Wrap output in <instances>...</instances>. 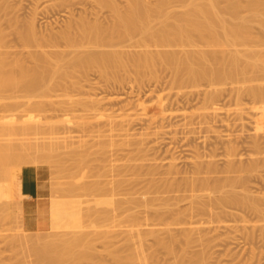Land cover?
<instances>
[{
    "label": "rangeland",
    "instance_id": "obj_1",
    "mask_svg": "<svg viewBox=\"0 0 264 264\" xmlns=\"http://www.w3.org/2000/svg\"><path fill=\"white\" fill-rule=\"evenodd\" d=\"M96 1L98 2V0H96ZM145 1L148 2V3L149 2L150 3L156 2L155 0H145ZM220 1H222L223 4L222 3L221 4L224 5L223 0H220ZM262 1H264V0H262ZM95 2H93L92 0H0V30L2 31V36H3V38H2L3 48L1 49V51H5L7 53L9 51V53H13V54H9L8 53L11 56V57L9 56L10 59L13 56L18 57L20 55L19 58L13 57L12 59H14V58L15 59H21L22 58L21 60L24 62L25 66L28 65L29 67H31V66L33 67V65H34L33 64L34 63V59L32 60V55L34 54V51L36 52V51H41V50H45L46 49L45 51L51 52L52 49L50 50V49L44 47L45 49L40 48V50H38V49L35 50V46H33V49L32 48H29V47L23 48V46H24L22 44L23 42L21 40H19V39H21L20 38V35H19V32L20 33L21 32H25L28 29L27 26H29V27L32 26L33 29H34V31H35V39L37 38L38 40L37 39L36 40L39 41V43H40L42 40L44 41V38L47 39V38H49V36H52L53 33L55 34L56 32L58 33L59 31L63 30L65 28V26L67 25V23H71L72 22V24H74V23H76V21L78 23V21L80 22L81 19L84 20L86 18V22H89V23H94L95 21H97L96 23H101L102 26H106V25L108 26V25H110L111 24V20H112L110 18V16L112 17L111 11L109 12L110 9L107 8V7H104V6L100 5L99 2H98V6H96L95 4H93ZM198 2H199V0H198ZM202 2H204V0H202ZM202 2H199V3H202ZM235 2H238V3L242 4V5H244V3L247 2V0H235ZM116 3H118L119 9H121L122 11H124V8H125L124 6H126L125 5L126 4L125 0L124 1L123 0H116ZM99 5L102 6V7H100ZM170 5H169L170 7L167 6V10L164 9L165 12H164V10H162L163 12L161 11L162 12V13H160L161 15L159 14V18H160V16L162 17L161 18V21L159 20V18H156V17H155L156 18L155 20L153 19L154 21L152 20L153 21V22H151L153 24L152 25L153 26L152 30H155L156 29L158 31L159 27L161 28L162 25H165L167 22L169 23V21L171 22L172 19L171 20L168 19L169 21L164 22L165 18L167 20L168 15L171 18L174 17V16L176 18L177 14H179L181 12L180 10L184 11L182 9L181 5H180V8H179V6H178L179 4L178 3H173L174 6L172 4H170ZM222 5H221V7H222ZM93 8H94V10H93ZM168 8H169V10H168ZM245 10H246V8H245ZM245 10H244V8H242V10H241L242 12L239 13V15L240 16L242 15V16H241V18L239 17V19L241 21L244 20V22L246 23V25L249 26L248 27V34L250 36H252L253 42L251 40L250 43H247V44H249V45L246 44L247 47L244 46L245 45L244 44L242 46L241 45H237V46L232 47V48L234 50H237L238 49L237 50L238 52L240 50L241 51L240 53H242L245 50H247V53H248L249 50H251V51H253L254 55H258L259 54L262 57V56H264V47H262V46H264V31H262L264 29L261 30L260 24L258 23L257 20L264 19V11H259V14L261 15V17H260V15L258 13H257V15L256 14L253 15L252 13L250 14L249 11H246L245 12ZM69 11L70 12L72 11V13H70ZM166 12H168V13L171 12V13L166 15ZM70 14H73L72 15L73 17ZM164 14H165L166 17L164 16ZM220 14H221L220 16H222V17L224 16L223 19L226 20L228 23H230V24L231 23H233V24L238 23V20H236L237 22L235 23V19H232L231 17H228L229 15L225 14V12H224V14H223V12L220 13ZM253 16H257V17L254 18ZM258 17H260V18H258ZM252 18L255 19V21H257V22H255ZM69 19L71 21H69ZM162 19H163V24H161ZM248 21L250 23H248ZM158 23H160L161 25L158 24ZM135 36L126 37L123 40L122 39L121 40H117L116 39L117 41H115V43H114V44H116V46L114 45L115 48H113V47L112 48L109 47V48L111 49V51L113 49L114 51H119L120 53H122L123 54V58H124L123 59L124 62L130 61V56L135 55V54L140 53V52H143V49L141 47V44H139V48H137L138 46L136 47L137 49L134 48L135 47V44L137 42L140 41L139 43H141V40H139L141 37L138 36V35L136 37ZM255 37H257V38H255ZM135 38L138 39V40H136ZM254 39H255V41H254ZM257 40L258 41L261 40L262 42L260 41L261 42L260 43ZM193 41H192L193 44L197 43V44H195L196 50H197V46H198L199 49L201 48L202 50H204V52L207 51L208 54H210V53L212 54V52L214 53L213 50H215V52L217 51L216 49H213L212 51H210L212 48L209 50L208 49L209 47L203 48L204 43L202 42V40H198V38L195 39V40L193 39ZM199 41L201 43H203V45H201V43ZM254 42H256V43H254ZM149 43H147V44H149ZM198 43H200V44H198ZM152 44L153 43H151V45ZM254 44H256L258 46L254 45ZM172 45H174V47L172 46L171 49H170L171 46L169 47V49L171 51L168 49V47H167V49H165L164 47L163 48H160L158 46L159 49H160L159 50L158 47L155 44L152 45L153 47L152 46L151 47L149 46L150 47L149 50L153 49L154 51H156V49H158V51H160L161 53L163 51L169 50V51H167L168 53L172 52V53H174V55H177V53H178V56L179 57L180 56L182 57L183 56L182 54L185 55V51L186 52L187 51L189 52V50L192 47V45H191V47L189 46V48H186L184 51L182 49V51H181L180 50L181 48H180L179 45L177 46V48L175 47L176 44H172ZM154 46L157 47V48H155ZM253 46H255V47H253ZM89 47H91V46H89ZM89 47L87 49H85V50L86 51L89 50ZM116 47H117V50H116ZM147 47L148 46L143 47V48L144 49L146 48V51H147V49H148ZM37 48H39V47H37ZM92 48H90V50H92V52H94L93 50H96V52H99L96 48L95 49H94V47H92ZM101 48L100 49L98 48V49L101 51V50H103ZM107 48H104V50L105 51H108L109 48L108 49ZM133 48L136 49V50H134ZM195 48H194V45H193V48L191 50L196 51ZM232 48L231 47L230 48L228 47L226 51H228V53H229V50L232 49ZM61 49H62V51H64L63 49H65V48L64 47L63 48L61 47L57 51H59ZM162 49H165V50H162ZM201 49H200V52H203V51H201ZM233 49L230 50V52L232 51L234 53V50ZM32 50H34V51H32ZM82 50H83L82 48H81V51L79 49V52H82ZM120 50H123V51H120ZM177 50H178V52H177ZM26 51L28 53L29 52H33V54L31 53V56H30V53L28 55V53H26ZM67 51H69V49ZM89 51H87V52H89ZM154 51H150V52H154ZM179 51L181 53L182 52H184V53L181 54ZM52 52H55V49H53ZM218 52H220V51H218ZM259 52L260 53L262 52V54H260ZM155 53H157V52H155ZM155 53H153V54H155ZM192 53H193V51H192ZM217 53H216V55H219L220 54V53L219 54H217ZM228 53L220 54L218 58H220L222 55H223L222 58L223 57L224 58H227ZM253 53H251V54H253ZM127 54H128V56H127ZM179 54H181V55H179ZM243 54H245V53L243 52ZM251 54H249V55H251ZM124 55H125V57H124ZM249 55L247 54L246 57H245V59ZM71 56H65L64 55V57L66 59L70 58ZM241 56H240V59L241 60H244V58L243 57L241 58ZM126 58L127 59L129 58V59L127 60ZM68 60H65V61H68ZM244 61H243V63H244ZM243 63H242V65H243ZM132 66H133V63H131V65H130V62H129V64L126 63V68L116 69L115 72H113L111 75H109L108 77H106V79H105L104 75H102L104 78L101 77V75L99 74V72H96L97 70L91 69V70H88L89 73H87L88 72L87 71L86 73H84V75L79 73V76H81V77H79V76L77 77L78 74L76 73L77 74V75H75L76 78H75V76H73L72 77L73 79L70 77V79L68 78V80H65V83L66 82H69V81H70L69 83H71V81H74L75 80L74 82H76V83L78 82V84H76V86H71V85H69V83L68 84L66 83L67 85L65 84V87H64V85L61 83V86L63 85L62 87H60V86L59 87L58 86L56 87V86H54L53 83H55V81H59V80H57L58 79L57 78V75H54L55 76L54 81L50 82L51 85L53 84V86H52L53 90L51 88L49 90H43L45 92L38 91L35 94V96L37 98H34L35 100H33V98L31 99L33 104L35 103V101L40 102L42 104L41 107H40V109L37 108V109L40 110L39 111L40 113L37 112L38 111L37 109L36 110L35 109L30 110V111H32L31 113H29V112H26V113L25 112H22L21 113L20 112L19 113V115L21 114L20 116L24 115L25 117H27L29 119L28 120L23 119L25 121H23V120L20 119V120H18L19 121L18 122L19 124L16 123L17 121H14L15 123L14 122H11L12 124H14L13 125L14 127H11L12 128V131H11V128L9 129V132L12 133V134L11 133H9V134L11 136L13 135L12 138L13 137H17V136L19 137L20 136L19 133H17V131H16V130L20 131L19 126L17 127L16 124L20 125L21 123L22 124L23 123L24 124L26 123V124H29V125H31V124H38V125H41L42 126L43 130L44 129H48L50 127H57L58 126L57 128L59 130H57V132H52V133H45V134L40 133V134H36V135L35 134L34 135L31 134V136L33 138H35V140L32 137L30 138L29 135L28 136L26 135V137L27 138L29 137V139L26 140V138H25V141H24V137H22L23 138V141L26 144L24 142H21L22 141V138H20V137L19 138L21 139V141H19L20 139H18V137L17 138H14V140H12V138H11V140H10V137L11 136H9L8 133L6 132L9 139L8 140L6 139V140L2 141V142H6L7 141L8 143L10 141H12L9 144H12L13 146H14V144H15V146L18 145L21 142L20 145H19L20 148L19 147H17V148L20 150L22 147L28 146L26 149L24 148L25 153L27 154L26 151H28V150L30 151V149H32L31 151H32V154L33 155L32 156L29 155L31 158H29V156L26 155L27 158H22L20 160V158L22 156H24L22 154L24 152V150L21 149L22 150V153H21V151H19L20 153L19 152L18 153L21 154L22 156L18 154V156L19 157L21 156V157L18 158V159L16 158L17 160L15 159L16 160L15 161V165H14V162L13 163L10 162V161H12V159L14 160V158H15V157L13 158V156H15V155L14 154L13 155L11 154V156H12L11 160L10 159L7 160L8 162L5 161L6 164L9 163V162H10V164L9 165L7 164L8 166H4L3 165L4 167H1L3 169H0L1 170L0 171V174H1L0 175V178H3V179H0V185L4 184V185L0 186V197L4 199L3 200V199L0 198L1 199L0 200V203L2 201H4L3 203L0 204V255H1L0 256V261L2 262L0 264H9V263L10 264H14V263L15 264H21V263L24 264V262L27 264V261L30 262V263L28 262L29 264H33V263L34 264H38L37 261H39V263L42 262V264H45V262L47 264H49V262H51V261H53V264H69V262H67V261H71V259L73 261V259H76V258L79 259V261H80V262H77L76 264H118L119 263L118 259H116V260L114 259L113 260V257L116 258L115 256H117V254H119V256H126V254L129 253L128 248L131 245H140L141 246V257L142 258H145L147 261L149 259V261H148L149 264H264V211H262V210H264V168L261 169V168L258 167L259 169H255V170L253 169L254 171H251L252 169L251 170L248 169L249 168L248 165L250 164V162L252 163V160H254L255 158L257 159V157H260L259 159H264V154H262V153H264V142H262V141H264V110H258L257 109L259 107H262V105H264V104L261 103L262 104L261 105V104H259V101H256V100H255L256 101V103H255V101H253L254 98L251 95H248L249 93L248 94L245 93V92H248V88H249L248 85L249 84H251V85H249L251 87L252 86L256 87L258 85L257 88H259V85H260V89L264 88V79H262V78H264V76H261L260 77V74H258L259 75L258 76V80H256V81H259V82H256L254 80V83L253 84H252L253 81L252 82H247V83L246 82L245 83H243V82L241 83L240 80L243 79L242 77H239L240 80L237 79L236 81L234 79H232V81H231V79H227V80H222V82L221 81H215L214 80L215 81L214 82V81H212L213 79H209V81L211 80L212 83H210L209 81L206 82L204 80L203 82L202 81H200V82L197 81L198 83L195 82V84H194L188 78H186L187 77L186 75L183 74L182 75L183 78L180 75L181 77H179V82L177 83L175 81V75L172 74V73H174L172 71V69L169 67L171 69L170 70L169 68H167V66H165L163 64L161 65L160 63H157L156 66H155V68L153 70L142 69L143 71L142 70H138L135 66L134 67H132ZM65 67L66 66L64 65L63 68H65ZM63 71H64V69H63ZM90 71H91V73H90ZM138 71H139V73H138ZM153 71H154V73H153ZM140 73H142V75ZM248 75L251 76L250 74H248ZM248 75L245 76V77H248ZM254 75H256V74H254ZM119 78H121V79H119ZM46 79H45V81L47 83L48 80H46ZM256 79H257V77H256ZM261 79H262V81H261ZM228 80H229V82H228ZM184 81H186V82H184ZM60 82H62V81L60 80ZM60 82L59 83L57 82V83L60 85ZM80 82H81V84H79ZM239 82H240V84H239ZM98 83H100V84H98ZM219 83H222V84H219ZM107 84H108V86H107ZM120 84H121V86H120ZM88 87H89V89H88ZM177 88H178V90L180 89V91H178ZM94 89H96L97 91L94 90ZM245 89H247V90L245 91ZM238 90H240V91H238ZM207 91H209V92H207ZM210 91L213 92V95L215 96V99L217 100V101L214 100L213 101V104L208 103L206 101V98L204 97L205 94H206V96H207L208 93L211 94ZM83 92H85V93H83ZM9 93H10L9 95L12 96V93L11 92H9ZM50 93H52V94H50ZM77 93H80V94H78L80 97H78ZM112 93H113V95L115 94L114 96H116V98L119 97V96H122L123 99H124L123 100L124 102L121 103L120 101L114 100L115 97L113 99H110L111 98L110 96L113 97ZM116 93H117L118 96L116 95ZM4 94H3L4 96H7L8 92L7 93H4ZM93 95L96 98L95 97L92 98ZM159 96H163V97L162 98L161 97L159 98ZM165 96H166V98H164ZM239 97H241V99ZM71 98H72V100H70ZM97 98H99V100H101V98H103L107 102H109V99H110V102L108 103V105L110 103H112V105L114 106V108L116 110L113 108L112 105H110V107H109L106 104L107 103L106 101H105L106 103L104 102V104L101 101V107H102V104H103V107L102 108H104V105H105V108L104 109H106V108H108V109L106 111H104V109H103L104 114H103V111H101L102 117L99 118L97 121H95L96 119H91L92 117H90V120H91L90 121L87 118L88 115H89V113L87 111L84 112L85 109L82 106H78V105H80L82 102H86V101L91 100V99H95L96 100ZM159 99L160 100L161 99H163V100L166 99V100L165 101L162 100V103H161ZM11 100L12 99H10V101L8 99H6V101L8 102V104H12L11 102H13V103H15V102H18V103L25 102L23 99H21V100L18 101L16 98H15V100L14 99L12 101ZM31 100H29V102H31ZM112 100H113V102L116 101L117 104L111 102ZM237 100H239L241 102V103H239V101H238L239 105H241L243 103L242 105L243 106L245 105L244 108L245 107H248L249 108V110H248V108H246V109L243 108V110H244V111L242 110L243 112H245V110L247 112L249 111L248 113L245 112V113L249 114V117H248V115L246 116V114H244L243 112H241L243 114V120L242 121H239L237 119L238 116L236 115L238 113V111H236V107L238 105L237 104ZM0 101H2V102H0L1 104L4 103L3 104V107H0V108H5L7 102L5 100H1V99H0ZM41 101H43V102H41ZM75 101L77 103H74ZM44 102H45V105H44ZM49 102H52V104L54 102V104L52 105ZM79 102H80V104H78ZM125 102H127V103H125ZM163 102H164V105H163ZM257 102H258V104H257ZM130 103L132 104L131 106H130ZM75 104H76V106L74 107ZM121 105L122 106L127 105V106H125L124 109L127 112L132 113L134 115V120L132 121L133 123H131L130 124L131 126L129 125L130 127H128V129L131 128L130 129L131 132L128 131L131 136L129 137V134H128V139L127 140H131V139L134 140V138H136L137 140H140V139H143L145 137L143 135V133H144V131L147 130L146 126H148L147 124H149V119H148V112L149 111H151L152 109L156 110V109H158L160 107H164V106H165V110H166L165 111L166 112L165 119L159 123V124H161V123L163 124L162 125V128H164V129H162L163 131L162 130H160V131L157 130L156 125L158 123L155 126L154 125L151 126L152 129L155 127L154 129H156L158 132H161V133L159 135L158 133L155 132L156 130H154L152 133L154 134V132H155L156 135L154 137L151 136V138L149 136L148 137L149 140L151 139L150 142L147 141L146 142L147 145L142 146V148L144 149V154L146 153L145 154L146 156H144V154H140V155L137 156V157L142 158V161L145 160V162H142L143 163L142 164L143 168L140 169L141 171L144 169L142 172L139 170L140 173H137L138 172L137 171L138 169L133 168V169L136 170V171L134 170L136 172V175H134L132 173L133 170L132 171L130 170L131 172H129L128 167H125L128 163H130L129 162V159L131 158L130 155H132V157H133V154H136V152H133V154L131 153L132 152V149H134L133 147L132 148H129L126 151H124L123 154H121V155L119 154L116 159H115V156H116V153H115L116 151L115 150L116 149H114L113 147L112 148H109L108 150L114 149V151H115V152L113 151L114 152V154H113L114 157L113 156L111 157V154L113 152L110 153L111 152V150H110L109 151V154H107V155H110V157L107 156L108 157V160L106 159L108 161V163H106L107 162L106 160L103 161V162H101L100 158H102V156L99 157V154H101V151H100L101 149L100 150L98 149L99 148V145H94L96 140H97V143L99 144V141L98 140L101 141V139L100 138L99 139L98 138L97 139L96 138L94 139L93 136H91V135L89 136L88 133H85V131L82 130L83 129V123L84 122H86L87 124L88 123L90 124L92 122L90 124V126H92L94 123L96 124V122H98V123L101 122L102 124H105V122H104L105 121V118L106 119H110V117H114L113 119L116 120V116L115 115H118V113H117L118 112V109L117 108H119L118 106H121ZM211 105H214L212 107H213V111H214V109L216 110L215 112L211 111L212 110V109H210L211 108L210 107ZM0 106H2V105H0ZM9 106H12V105H9ZM45 106H49L48 109ZM241 106H239V108ZM72 107L75 110L78 109V108H80V107L81 108L79 109L80 111L79 110H76L77 112H75ZM207 107H210V108H207ZM200 108H201V110H200ZM5 109L6 110H4V109H2V110L3 111H6V113L2 112L1 109H0V112H1L0 114L2 115V113H3V116L9 115V113L7 112L8 111L7 110L8 109V105H7V107ZM22 109L20 111H22ZM53 109H54V111H53ZM69 109H71V110H69ZM207 109H209V110H207ZM217 109H219V110H217ZM59 110H62V111H59ZM67 110H68V112H67ZM109 110H110V112H109ZM111 110H112V115H114L113 112H115V115L114 116H110L111 114L109 115V113H111ZM33 112H34V114H33ZM83 112H84V114H82ZM107 112H109V113H107ZM211 112H212V114H211ZM51 113L53 115H51ZM170 113L171 114L173 113V117L172 118H171V116H169L170 118L168 117V115ZM174 113H176V114H174ZM31 114L33 116L36 114V116L33 117L32 121H31V118H32L31 117ZM38 114H40V115H38ZM86 114H88V115L85 117ZM105 114L107 116L106 117H103V116H105ZM64 115L67 118L64 117L65 118L64 119L63 118ZM68 115H69V117H68ZM174 115H177V116L175 117ZM179 115L180 116H183L184 115V116L183 117H180ZM24 116H22V117H24ZM80 116H83V117H81V119H80ZM191 116H193L194 118L191 117ZM83 119H85V120H83ZM87 119H88V121H87ZM110 120H112V118ZM182 123L185 124L186 126L183 125ZM26 124L25 125H20V127L23 126L25 128V127L28 126ZM53 124H55L56 126H54ZM15 125H16V129H14L15 128ZM80 125H82V126H80ZM22 129L23 128L21 127V131H20L21 134H23ZM5 131L4 132L2 131L3 132V135H4ZM13 131H14V133L16 132L18 135L13 134ZM1 133H0V137H1ZM132 133H134L136 136L135 135H132ZM141 133H142L143 136L140 135ZM182 134H184V135H182ZM5 135H4V137H5ZM7 135H6V138H7ZM23 135L25 136V134H23ZM87 135H88V137H87ZM2 137H1L0 140H2L4 138V137L3 138ZM90 137H92V138H90ZM132 137H134V138H132ZM138 137H139V139H138ZM247 137H249V138H247ZM250 138H252V139L257 138V140L259 139L260 140L259 142L262 143L261 144V149H262L261 151L262 152L260 151L261 152V155H258V156L255 155V151H254V148H253L254 146L252 147V145H253L252 139H250ZM31 139L33 141L32 142H29ZM113 139L118 140L117 138H113ZM123 139L125 140L126 138L123 137ZM14 141L17 142V143H14L13 144ZM35 141L37 142V144H41V145H37L35 143ZM43 141H45V142H43ZM92 141H94V142H92ZM7 142L5 144H7ZM42 142L44 144L46 143L47 146H46V144L44 146V144H42ZM22 143H24V144H22ZM102 143L100 142V144H102ZM2 144H4V143H2ZM5 144H4V146L6 147ZM9 144H7V145H9ZM29 144L30 145H33L34 144L33 145L34 147L30 146ZM0 145H1V141H0ZM12 145H9L7 147L14 148V147H12ZM21 145H23V146H21ZM228 145H230V146L228 147ZM2 146L3 145H1V147ZM40 146H41V148H39ZM49 146L51 147V149H50ZM93 146H94V148H93ZM101 146L102 145H100V147ZM42 147L44 148L43 149L44 151L42 150ZM231 147L233 149L236 148L235 155H237V158L235 157L236 160L234 159V162H233L234 168L236 166V169L233 170V173L232 172H230V173L227 172V163H228L227 151H228V149H231ZM3 148L4 147H2V149ZM17 148H15L14 150H16ZM36 148L37 149H40V150L38 151ZM53 149H54V152L52 151ZM225 149H227V150H225ZM9 150L10 151H13V149L12 150L9 149ZM46 150H48V151H46ZM148 150H149V152H148ZM31 151L28 152V153H31ZM36 151L37 152H40V153L37 154ZM127 151H129L130 154H129V152L127 153ZM0 152H2V151H0ZM3 152H4V150H3ZM14 152H16V151H14ZM14 152H11V153H14ZM54 153H55V155H54ZM149 154H150V156H149ZM197 154H198V157H201L200 158L201 162L203 160V162L204 161H206V163L207 162H210L211 165H213L212 171L211 170L209 171L211 173L205 174V172L207 170L204 168L202 170V172L205 171V170L206 171L203 172V173H200L201 176L199 175L200 178H202V180H204L203 178H206L205 179V182L210 183V184L205 183V186H207L206 188L204 186L206 192H207V190H209L208 189L209 188V185H211L210 186L211 189L213 187L214 188L215 187L216 188H219V187H217L218 185H221L223 187L225 185V186L228 187L229 184L226 185V183H228L229 178L230 177L231 178H234V179L236 178L237 180H234L235 183H236V181H239V184H240V180H241V183H245V184H242L243 186L242 185L240 186L237 183L236 184L234 183L233 186L237 185L238 188H239V189L238 188L236 189V186H235V189L236 190L235 189L233 190V191H235L234 193H237L238 192L239 193V194L237 193L238 195H241V193L244 194V196H247L248 195L250 197L248 199L251 202H253V203H255L256 200H257V203H259L260 205L259 204L258 205L257 204H254L255 207H256V205L258 206V207H256V210L254 208H251V206H249V205L246 206L247 208L245 207V205L244 206L242 205L243 207L241 205H239V206H237V205H230V207H232V209L234 208V210H230L231 208L227 209L228 206H226L224 204H223L224 205L223 206L221 204V206L224 207L223 208V207L219 206L220 208H223L224 209V210L221 209V211L225 212V210H226V212H228V213H225L227 216L226 215H223L224 214L223 212H220V214L223 213V214H221V215H223L222 216L223 217V221H222V218L219 217L220 215H219V212L216 209V206L213 208V204H211L210 202L214 201L213 202L214 205H217L219 203L217 200L219 198V195H221V192H223V194H225V196H226V192L228 190H230V189L227 188V187H226L227 189L224 187V189L226 191L225 190L221 191V189H219L218 192L216 193V195H214V197H213V199H216L217 198L216 201L215 200H212L211 201L212 196H213V195L211 196V194H215L216 191L214 192V189L213 190L210 189L211 191H213V193L210 190H209L210 191L209 193L207 192V194H209V197L211 196L210 197L211 199L207 201L206 200L207 194L201 193L202 192L201 188H199L200 190L197 188V191L199 190L198 193L200 192V194L206 195V196H204L205 197L204 198L205 202H201V201H204L203 199L200 201L201 204L203 203L202 206H204V203H206V201L210 203V205H209L210 207L212 205L211 208L208 206V208H209V210L211 212L208 209H206L207 206L206 207L204 206V208L209 211V215H213V216L210 217L208 215V211H207V213H204L206 211H204V208L203 207L200 209L201 211L203 209V216H202V213L199 210V208H200L201 205L199 206L198 205L199 202L198 203L196 202L197 199L196 198H193L195 192H197V191L195 190V192H193V190H192V192H191V190H189L190 188L188 189V191L186 189V187L188 188V186L190 185L189 183H193V179L195 178V180H196V177L198 176V175H196L195 172H194L195 176H193V167H194V163L193 162H195L194 161L195 160L194 158H195V156H197ZM9 155L10 154H8L7 156H9ZM122 155L123 156L125 155V156L123 157ZM141 155H142V157H141ZM0 156H1V153H0ZM98 157H99V160L96 161V159H98ZM28 158H29L30 161L27 160ZM35 158H36V160H35ZM102 160H104V159H102ZM119 160H121V161H119ZM27 161H29V162H27ZM169 162H172V163L174 162V165H175L174 168H177L178 169V170L176 169V172L175 171L173 172L174 173L173 175L176 178L169 171V168H168ZM17 163H18V165H17ZM206 163H204L203 166H205ZM2 164L0 166H2ZM109 164H110L111 167H109ZM136 164H138V163H136ZM214 164H215V166H214ZM94 165H96L98 167H96ZM121 165L124 166L125 168H127V170L125 171V169H124V172H123L122 169L124 167H121L120 170H122V171H120V170L119 171L122 174L121 173H118L119 172L118 170H117L118 172H116V171L114 172V170L119 169V167ZM144 165H145V167H144ZM153 165L154 166L156 165V167H154ZM27 166H32V167L38 168L39 170L42 171L43 176H44V180H45V184H46V188H47V190H46V196H47V201L49 203V226H48V229L45 230V231L26 232L22 228V217H21V210H20V207H19V205H21V199L22 198L19 197L20 195H19V193H18V191L16 189L17 186H18V184L20 183V180L16 179V175L19 174V173L21 174L22 169L24 167H27ZM142 166L139 165L138 167L141 168ZM113 167H114V170H113ZM152 167H153V170L151 169ZM99 168H101V169H99ZM110 168H111V170H110ZM130 168L131 167L129 166V169ZM154 168L156 169L157 172L155 171ZM241 168H242V171H240ZM149 169L151 171H153V173L150 172V171H147ZM108 170H110V172L113 170L112 171L113 173L112 172L109 173ZM213 170H216V171L214 172ZM165 171L168 172V175L170 177L165 174ZM244 172H246V173H244ZM146 173H149V174H147L148 176L147 175L146 176L144 175ZM160 173H162V175ZM226 173H228V174H226ZM117 174H118V176H117ZM153 174H154V177H153ZM97 175H98V177H97ZM141 175H142V177H141ZM190 176H191L190 179H192V178L193 179L191 180V182L187 183V180L186 179H188ZM95 177H96V179H95ZM135 177H136V180L140 178L139 181H141V182H139L137 180V183H138L137 184L135 182L136 181L135 180ZM186 177H188V178H186ZM222 177H223V179H222ZM102 178H105V179L104 180H101ZM133 178H134V180H135L134 182L136 184H134L133 182H131L133 180ZM142 178H144V179H142ZM170 178H172V179H170ZM174 178H175V180H173ZM200 178L197 177V181H194V182L195 183L199 182V179ZM110 179H113V180L110 181ZM121 179H122V182H125V180L127 182V184L126 183L125 184L122 183V187L119 188L120 189L119 192L121 191L120 193H122V195L120 193L119 194H116V192L118 193V191H117L118 187H117V189L115 187L117 185H111L110 186V183H114V181H115V183L117 184V181L121 182ZM182 179L184 180V182L179 184V182H182L183 181ZM243 179H245V180H243ZM2 180H3V183H1ZM93 180H94V183L99 181V182H102V185L109 184L110 187H109V189L108 188L106 189L107 191H106V195L105 196H103V197L102 196L94 197V195L92 196V194H95L94 192H92V191L90 192V191H87V190L84 189V188H87V186L89 187L90 184L93 183ZM128 180L130 182H128ZM144 180L145 181L146 180H148V181L150 180L149 181V185H148V183H144ZM160 180H162V181H160ZM202 180L200 179V182ZM231 180H233V179H231ZM103 181L105 182V184L103 183ZM109 181H110V183H109ZM151 181L153 183H156V184H153ZM188 181H189V179H188ZM210 181H212V182H210ZM157 182H159V183L157 184ZM175 182H178L177 185H176ZM216 182L219 183V184L215 186V184H217ZM94 183L92 184V186L94 185ZM195 183L193 184V186H194L195 189H196V186L199 187V185L200 186L204 185V183L202 182L203 184L199 183V185H196L195 186ZM213 183H214V186L212 187ZM131 184H133L134 186L136 185L135 186L136 188L134 190V192L136 191L135 192L136 195H137V192H138L139 188L143 186L142 189L146 190V191H144V190L143 191H144L145 194L147 193V195H145L142 191H139V193L142 192L141 195L144 194L145 196H147L145 198L146 200H147V198L149 199V197H151V195H152V194H149V192H150L149 189L150 188H148L149 186H151V184H152L151 189H152V187H154V190H156L157 192L159 191V189H161V191H159L161 193L164 190L163 188L166 187L167 190H164L163 193H162L163 194V198L160 197V196H162V194H160V193L158 194L157 192H156L157 194L156 193L155 194L158 197L157 196H152V197H154V199L157 197V198H160V200H161V198H162V201L163 202L160 201L159 199L158 200H159V204L163 205L162 207L165 208V210L162 207H156L155 208L154 206L157 205V204L154 205L153 202H152V205H153L154 208H152L151 205H150L151 208L149 210V213L150 212L151 213L160 212L162 214V216L166 217V220L164 221V223L165 224H171L169 226V228L172 229V230H174V231L176 229H178L179 226L178 225H174L173 223H182L183 224V223H189V222H191V223L194 224L195 221L201 220L203 217H205L204 219L206 220L208 218V216L214 222H212V224H211V222H209L210 224L209 223H206V224L204 223L207 220L209 221L210 218H208L206 221H204V219H202L203 222H202V220L199 222L202 225L201 227H202L203 233L201 232L202 234H200V231L197 232V235L198 236L195 233H194L195 235L193 234V236H196V237H194L195 239L193 240V242L195 241V243H196V240H198V238H199V240H198L199 242L197 241L199 244L198 243L197 244H194L192 242L193 244L191 243V244H188L187 245L186 244V241L184 242V240H183L184 239L183 235H179L178 236V235L175 234L176 232H174V233L173 232H169V234H175L177 236V237L175 236V239L177 238L178 240L176 239L177 241H170L168 239L169 242H168V240H166L167 241V244L169 246H171V247H169L171 249V252L170 253H167L166 252V249L164 250V248H162L160 245H158L154 241V239L152 237H147L145 241H141L140 239H138L137 237H135L133 233L132 234L125 233V230L127 229V226L130 225L131 223L130 222L123 221V234H120L119 233L117 235V239L116 238H112V237L110 238L111 240L112 239L115 240V241H113L114 242V245H112L113 243L112 244L110 243L112 241L109 240V243H110V246H111V247L110 246L109 247H110V250L111 251L116 246H118V247H116L118 249L120 247L118 253L115 252V256L112 257V256L108 255V253H109L108 252L109 251V247L107 245H106V247H108V248L104 247L105 246L104 245L105 242L102 241L103 239H102L101 236H103V234H102L103 232H104V234H105V232L108 233V234H110L109 232L112 231L111 232V234H113L112 236L113 237L114 236L116 237V235L113 232H116V233L119 232L118 230L121 228V223L119 224L118 223V220H119V222H121L122 219L121 220L119 219V218H121V217H119L120 215H118L119 213L116 215L117 210L116 209H113V208L116 207L114 205H116L117 203L119 204V202L121 200L123 201V199H126L128 197V194L131 192L130 191V188H129V191L130 192L129 193L127 192L128 187H133ZM169 184H172V185H169ZM125 185H127L128 187L126 188ZM154 185L156 187L159 185L160 187L158 186L157 189H156V187ZM170 186H172V187H170ZM221 186H220V188L223 189V187H221ZM105 187H108V185L105 186ZM180 187H181V190H182V188H185L186 190L183 189L182 191L178 192L179 189H180ZM191 187H192V184H191ZM232 187H230V188L233 189L234 187L233 188ZM137 188H138V190H137ZM174 188H175V191L179 188L176 193H174ZM112 189L114 191H116V192L114 193V191H113V192L110 193V191ZM121 189H123V190H121ZM140 190H141V188H140ZM205 191L203 190V192H205ZM83 192L86 193L87 195L83 194ZM170 192H172L171 193L172 195L169 194ZM3 193H4V195H3ZM89 193H90V195H89ZM112 193H114V195H109V194H112ZM131 193H130V195H131ZM192 193H194V194H192ZM198 193H196L195 196ZM107 194L109 195V197H107L108 196ZM133 194L131 195V197L133 196ZM168 194H169V196L172 199L168 196ZM185 194L187 195V197H189L190 195H193V196L190 197L191 200H188L186 198L187 201H185L186 200L185 199ZM228 194L230 195V191H229V193H227V196H229ZM136 195H134L135 198H137ZM134 196H133V198H134ZM137 196H139V195H137ZM177 196H178V198H177ZM223 196H220V197H223ZM4 197L6 199H8V200H6ZM142 197H140V198L141 199H144V197L143 198ZM152 197H151V199L154 201V199ZM209 197L207 199H209ZM111 198H112V200H110ZM157 198H156V202L154 201L155 203L158 202L157 201ZM198 198L201 199L203 197L200 196ZM96 199L97 200L98 199L100 200V201L98 200L99 204L96 201ZM141 199L140 200H137V201L135 199L137 205H135L134 211L132 210V212L138 213V211L139 212L142 211L141 209L138 210V208H140L138 206V204L140 205L141 202L143 201V200L141 201ZM145 199H144V201H146ZM183 199H184L185 202L183 201ZM53 200H55V201H53ZM168 200H171V202H169L170 204L167 202ZM174 200H177V204L176 205L173 204V203H176V201H174ZM180 200L182 202H180ZM193 200H195V202H192L191 203V201H193ZM52 201L53 202H57V203L60 202V204L62 206L64 205L65 208L68 211L70 210L69 213H74V214L76 213L75 215L77 216L78 220L81 221V222L79 221L80 222V228L79 229H66V228L63 229L61 227V228H56L55 229V227L53 226L54 227V229H53L52 228V225L53 224L51 223L52 219H51V215H50V209H51L50 208L51 207L50 206V203ZM112 201L115 202V203H112ZM149 201H150V199H149ZM164 202L165 203H168L167 204L168 207L166 205L164 207V204H165ZM134 204H132V205L130 204V205L133 207ZM159 204L157 206H160ZM68 205H69V207H68ZM193 206H195V207H193ZM240 206H241V208H240ZM125 207H127V206H125ZM196 207L197 208L199 207V208L196 209ZM244 207H245V210L243 211ZM248 207H249V209H248ZM89 208L91 209V211L92 210H95V209L96 210H107V211H110V210L113 209V213L111 211L110 212L112 214H114L113 216H116L117 219H113L114 217H112V219L114 221L116 220L117 222L115 221L114 222V225H112L113 224V222H112L113 220L111 219V216H112L111 215L109 218L112 221L111 220H108L107 222L104 221V222H106L105 223L106 225L104 224V222H102L103 224H99V222L101 221V219H99L100 220L99 222H96V221H98V219H96V221H95L96 224L92 222V225H91V221H92L91 219L92 218L95 219V216H93L92 218L89 219L90 216L87 213H89L90 210L88 212H85ZM157 208L159 209V211H158ZM160 208L163 209V211ZM166 208L168 210H166ZM237 208H238V210H237ZM142 209H144V208H142ZM211 209L216 210V213H218L217 215H219V216H216V214H214L215 211L213 210L214 211L213 212ZM239 209H241V211ZM251 209H254V211H257V210H261V211H258L257 212L258 215H257L256 212L255 213L252 212L253 210L251 211ZM135 210L137 212H135ZM169 210H171V211H169ZM218 210H219V208H218ZM175 211H180V213L183 211V214L180 215L179 212L176 213ZM194 211L195 212L198 211V212L196 214H194L195 213ZM247 211H249V212L247 213ZM79 212H80V214H79ZM83 212H85V213H83ZM118 212H119V210H118ZM163 212H164V214H163ZM165 212H167V213L165 214ZM169 212H171V213L174 212L177 215L175 216V214L173 213L174 215H172V217H171ZM187 212L190 214V218H188L189 216L188 217L185 216V213L187 215ZM212 212H213V214H212ZM6 213H8L9 215L8 214L6 215ZM199 213L201 214L202 217L200 216ZM197 215H198V217L200 216L199 217L200 219L197 217ZM206 215H207V217H206ZM143 216L144 215H140L139 214V217H138V220H137L139 223H141L143 225L140 228L142 231H145L146 232V231H148L150 229L158 230V229L164 227L163 225L160 224V223H162L160 221V219H158V218H149V220H146V219L143 218ZM179 216L181 217L180 218L181 219V222L176 221V220L179 219ZM184 216L187 217V218H185ZM191 216L197 217L198 219L195 218L194 220H192L193 217L191 219ZM214 216H216L215 219H217V220H215L214 218H212ZM177 217H178V219H177ZM182 217L185 218V221H184V219ZM231 218L233 219V221H232ZM174 219H175L176 222L173 221ZM211 219H210V221H211ZM104 220H106V219H104ZM50 223L52 224L51 227H50ZM199 223L197 225H199ZM108 224H109L110 227L108 226ZM93 225H97V228H95L96 226L94 227ZM101 225L104 226V227H102ZM224 225L225 226H228V227L226 228ZM91 226H92V228H91ZM98 226H99V228H98ZM119 226H120V228H119ZM206 228H207V231L205 232L204 230ZM209 228H210V230H208ZM213 228H214V230H213ZM89 229H91V230H89ZM76 231L78 233H76ZM81 231H82V233H81ZM95 231L100 232L99 235L102 234V235L99 236V239L96 240V241H99V242H102V243H97L96 245H94L95 249H93V248L90 249V247H89L88 244L83 243V242H85L83 240H86V238L83 239L82 234H85L86 235V234H88L86 232H89L90 235L89 234L87 235V239L91 238V240H89V241L86 240V242H89V243L91 242L92 243L93 241H95V238H96V236H94V233H96ZM73 232L77 236H79V235L81 236L82 243L84 244V245H82L83 247L82 246L81 247L79 246V245H81V242H80L79 245H75L76 246L75 247L76 249L74 247L70 248L71 245H72L71 242L73 240V238H72L73 237L72 236ZM70 233H72V234L70 235ZM204 234H205V236H204ZM67 235H68V237H67ZM91 235L93 236V238L95 237L93 241H92V236ZM96 235L98 237V234H96ZM106 235L107 234H105V236ZM109 236H111V235H109ZM109 236H107V237L109 238ZM159 236L166 237L168 235H167V233L159 232ZM100 237H101V239H100ZM68 238L69 239L72 238V240L70 242V245H69V241H68L69 239ZM103 238H104V236H103ZM200 238H202L203 241H205V242L202 243L201 242L202 240ZM207 238H209L211 240H209ZM65 239H68V240L66 241ZM129 239L131 240V243H130V240ZM206 240H207V242H206ZM11 241H13V242H11ZM60 241H61V244H60ZM105 241H107V240H105ZM208 241H211V243H208ZM53 242H54V244H52ZM62 242H63V245L64 246L62 245ZM22 243L24 244V246H23ZM91 243H90V246L92 245ZM66 244L69 245L70 247L69 246L67 247ZM105 244H108V243H105ZM120 244L123 245V248L121 246H119ZM87 245H88V248H87ZM45 246L48 249L52 250V251H50V255L49 256H51V255L54 256L55 255V258L54 257L53 258H50L48 256L50 258V260L49 259L46 260V257L39 258V255H38V258H37L36 257L37 255L36 256L33 255V253L35 251L37 252L38 250H41V249L48 250V249H46ZM77 246H79L78 247L79 249H77ZM92 247H93V245H92ZM26 248H29V249L27 250ZM73 248H74V250H73ZM81 248H82V251H81ZM104 248L107 249L108 251H105ZM54 249L56 251L53 252ZM70 249L72 250L71 251L72 253H70V254L71 255H74L76 257H74V256L70 257L71 255L69 256L67 254L65 255V252L66 251L67 252L68 251L70 252ZM118 249H115L114 251H117ZM121 249H123V250H121ZM13 250H14V252H13ZM59 251H61L62 253L59 252ZM90 251L92 252L93 256L90 255V253H91ZM114 251H112L110 253H112V255H114V253H113ZM121 251H122L123 254H121ZM51 252L52 253L58 252L59 254H57V253L52 254ZM27 253L30 254V257H29V254H27ZM24 254L28 257V260L27 261H26V258L27 257L25 258V255ZM48 254H49V252H48ZM56 254L57 255H60L61 259H64L65 257H67V259H70V258L71 259L70 260H67V261H64V262L61 260L62 262H59L60 261V257L58 256V258H57ZM83 254H86V255L84 256ZM34 256L36 257L37 261H36V259H35ZM46 256H47V254H46ZM80 256H81V258H80ZM88 256H90V257H88ZM19 258H20V260H19ZM33 259H35V260H33ZM44 259H45V261H44ZM53 259L55 260V262H54ZM57 259L59 261H57ZM32 260H33V262H32ZM116 261H118V263H116ZM51 264H52V262H51ZM70 264H74V263L70 262ZM137 264H138V262H137Z\"/></svg>",
    "mask_w": 264,
    "mask_h": 264
},
{
    "label": "bare ground",
    "instance_id": "obj_2",
    "mask_svg": "<svg viewBox=\"0 0 264 264\" xmlns=\"http://www.w3.org/2000/svg\"><path fill=\"white\" fill-rule=\"evenodd\" d=\"M93 2H95L94 0H92ZM124 1V0H123ZM156 2H152V3H148V2H146L145 0H125V2H126V6H124L125 8H124V11H122L121 9H119V7H118V3H116V0H98V2H99V4L100 5H102V6H104V7H107V8H109L110 10H109V12L111 11V13H112V17L110 16V18L112 19L111 20V24L110 25H106V26H102V24L101 23H96L97 21H95L94 23H89V22H86V18L84 19V20H82L81 19V21L79 22L78 21V23H77V21H76V23H74V24H72V22L71 23H67V25L65 26V28L63 29V30H61V31H59L58 33L56 32L55 34L53 33V35L52 36H49V38H44V41L42 40H40L41 42L39 43V41H37L36 39H35V31H34V29H33V27L32 26H27L28 27V29L25 31V32H19V35H20V38L21 39H19V40H21L23 43V45L25 46H23V48H27V47H29V48H32L33 49V46H35V50L36 49H38V50H40V48H42V49H45V48H48V49H52L51 50V52H47V51H45V50H41V51H34V50H32V51H34V54H33V52H29L30 53V56H31V53L33 54L32 55V60L34 59V65H33V67L31 66V67H29L28 65V67L27 66H25V64H24V62L21 60V59H12L13 57H16V56H13L11 59H10V55L9 54H13V53H9V51H8V53L7 52H5V51H1V49L3 48V44H2V38H3V36H2V31L0 30V99L1 100H5L6 101V99H8L9 101H10V99H14L15 100V98L19 101V100H21V99H23L25 102H20V103H18V102H15V103H13V102H11L12 104H8V102H7V104H6V107H7V105H8V113H9V115H7V116H3V113H2V115L0 116V133L3 131H5V133H4V135L6 134L7 135V133H8V135L9 136H11L9 133H11V132H9V129L11 128V127H14L13 125L14 124H12L11 122H14V121H17L16 123H18L19 121L18 120H23V119H25V120H28L29 118H27V117H25L24 115H22V116H24V117H22V116H20L19 115V113L21 112H29V113H31L32 111H30V110H33V109H37V108H39L40 109V107H41V103L40 102H37V101H35V103L33 104L32 103V98H33V100H35L34 98H37L36 96H35V94L38 92V91H41V92H45V91H43V90H49V89H51L52 88V86H53V84H54V86H60V87H62L63 85H64V87H65V84L67 83H69V82H66L65 83V80H68V78L70 79V77L72 78L73 76H75V75H77V77L79 76V73L80 74H83L84 75V73H86L88 70H91V69H94V70H97L96 72H99V74L101 75V77H103L102 75H104V77H105V79H106V77H108L109 75H111L113 72H115V70L116 69H119V68H126V63H128L129 64V62H130V65H131V63H133V66L132 67H136L138 70H142V69H146V70H153L154 68H155V66H156V64L157 63H160L161 65L163 64V65H165V66H167V68H171L172 69V71L174 72V73H172V74H174L175 75V81L178 83L179 82V77H181L183 74L184 75H186L187 77L186 78H188L191 82H193L194 84H195V82L196 83H198V82H200V81H209V79H213L212 81H221L222 82V80H227V79H231V81H232V79H234L235 81L237 80V79H239V77H242L243 79H239L240 81H241V83L243 82V83H247V82H252V84L254 83V80L256 81V80H258V74H260V77L261 76H264V56H262L261 57V55H259L258 53V55H254V53H253V51H251V50H249V52L247 53V50H245V51H243L245 54H243V52L242 53H240L241 51L239 50V52L237 51V50H234L232 47H235V46H237V45H244V46H246V44L247 43H250L251 42V40H252V42H253V38H252V36H250L249 34H248V27L249 26H247L246 25V23L244 22V20H240L239 19V17L241 18V16L239 15V13L240 12H242L241 10H242V8H244V10H245V8H246V10H245V12L246 11H249V13L251 14H256L257 15V13L259 14V11H264V1H262V0H247V2H243L244 3V5H242V4H240V3H238V2H235V0H223V2H224V5H222L223 3H222V1H220V0H204V2H202V0H199V2H202V3H199L198 2V0H155ZM4 2V1H3ZM64 2V1H63ZM88 2V1H87ZM86 2V3H87ZM97 2V1H96ZM93 3V4H95L96 6H98V2L97 3ZM173 3H178L179 5V8H180V5H181V7H182V9L184 10V11H182V10H180L181 12V14L179 13V14H177V16H176V18H175V16L174 17H170L169 15H168V17H167V20H166V18H165V20H164V22H167V21H169L168 19H172L171 20V22L169 21V23L167 24H165V25H162L161 26V28L159 27V29H158V31L155 29V30H152V28H153V24L151 23V22H153L156 18H159V14L160 13H162L163 11L162 10H164V9H166L167 10V6L168 7H170L171 5L170 4H172L173 5ZM222 3V4H221ZM6 4V3H5ZM71 4V3H70ZM92 4V3H91ZM152 4V5H151ZM222 5V7H221V5ZM99 5V6H100ZM170 5V6H169ZM63 6V5H62ZM102 6H100V7H102ZM121 6V5H120ZM174 6V5H173ZM177 6V7H178ZM84 7V6H83ZM166 7V8H165ZM95 8V7H94ZM94 8H93V10H94ZM68 9V8H67ZM90 10V9H89ZM99 10V9H98ZM168 10H169V8H168ZM162 11V12H161ZM172 11V10H171ZM70 12V11H69ZM93 12V11H92ZM100 12V11H99ZM164 12H165V10H164ZM177 12V11H176ZM223 12V14H224V12H225V14H227V15H229L228 17H231L232 19H235V23L237 22L236 20H238V23H236V24H233V23H228L226 20H224L223 18H224V16L222 17V16H220L221 14L220 13H222ZM244 12V11H243ZM70 13H72V11L70 12ZM103 13V12H102ZM108 13V12H107ZM171 13V12H170ZM170 13H168V12H166V15L167 14H170ZM71 16L73 15V14H70ZM104 15V14H103ZM161 15V14H160ZM260 15V14H259ZM258 15V16H259ZM91 16V15H90ZM98 16V15H97ZM96 16V17H97ZM101 16V15H100ZM158 16V17H157ZM164 16H165V14H164ZM252 16V15H251ZM73 17V16H72ZM107 17V16H106ZM156 17V18H155ZM166 17V16H165ZM254 18L255 17H257V16H253ZM260 17H261V15H260ZM260 17H258V18H260ZM94 18V17H93ZM161 16H160V18H159V20L161 21ZM243 18V17H242ZM245 18V17H244ZM100 19V18H99ZM154 19V20H153ZM174 19V20H173ZM227 19V18H226ZM231 19V20H232ZM247 19V18H246ZM251 19V18H250ZM253 19V18H252ZM79 20V19H78ZM88 20V19H87ZM109 20V19H108ZM153 20V21H152ZM158 20V19H157ZM158 20V21H159ZM229 20V19H228ZM254 21H255V19H253ZM257 20V19H256ZM69 21H71L70 19H69ZM250 21V20H249ZM248 21V23H250ZM258 21V23L260 24V27H261V30L262 29H264V19H260V20H257ZM257 21H255V22H257ZM260 21V22H259ZM105 23V22H104ZM108 23V22H107ZM257 23V24H258ZM158 24H160V23H158ZM161 24H163V19H162V22H161ZM160 24V25H161ZM249 25V24H248ZM152 26V27H151ZM259 27V28H260ZM63 28V27H62ZM25 29V28H24ZM21 30V29H20ZM19 31V30H18ZM262 31H264V30H262ZM251 33V32H250ZM140 36L141 38L139 39V40H141V43H139V42H137L136 44H135V47L134 48H136L137 46V48H139V44H141V47H142V49H143V52H140L139 50V52L140 53H137V54H135V55H132V56H130V61H127V62H124V58H123V54L122 53H120L119 51H114L113 49H112V51H111V49L109 48V47H113V48H115V46H116V44H114L115 43V41H117V40H123L124 38H126V37H130V36ZM135 36V37H136ZM198 38V40H202V42L204 43V46H203V48H207V47H209L208 49L210 50L211 48V50L210 51H212L213 49H216L217 51L215 52V50H213L214 51V53L212 52V54L210 53V54H208V52L207 51H205L204 52V50H202L201 48V51H203V52H200V49L198 48V46H197V50H196V48H195V44H197V43H195V44H193L192 43V41H193V39L195 40V39H197ZM42 38V39H43ZM255 38H257V37H255ZM46 39V40H45ZM117 39V40H116ZM129 39V38H128ZM136 39V38H135ZM136 40H138V39H136ZM254 41H255V39H254ZM258 41V40H257ZM256 41V42H257ZM261 41V40H260ZM260 41H258V42H260ZM119 42V41H118ZM150 42V43H149ZM194 42V41H193ZM200 42V41H199ZM256 42H254V43H256ZM262 42V41H261ZM260 42V43H261ZM120 43V42H119ZM147 43H149V44H147ZM151 43H153V44H155L157 47L159 46L160 48H165V49H167V47H168V49H169V47H170V49L172 48V46L174 47V45H172V44H176L175 45V47L177 48V46L179 45L180 46V50L182 51V49H183V51L186 49V48H189V46L191 47V45L193 44L194 45V48H195V50L197 51H194V50H191L192 48H193V45H192V47H191V49L189 50V52L187 53L186 51H185V55L184 54H182V53H184V52H180L183 56L181 57H179L178 56V53H177V55H174V53H172V52H170V53H168L167 51H169V50H167V51H163L162 53L160 52V51H158V49H159V47H158V49H156V51H154L153 49H151V50H149V48L153 45H151ZM201 43V42H200ZM200 43H198V44H200ZM203 43H201V45H203ZM118 44V43H117ZM131 44V43H130ZM253 44V43H252ZM115 45V46H114ZM151 45V46H150ZM247 45H249V44H247ZM254 45H256V44H254ZM31 46V47H30ZM89 46H91V47H89ZM130 46V45H129ZM134 46V45H133ZM146 46H148L147 48V51H146V48L144 49L143 47H146ZM150 46V47H149ZM206 46V47H205ZM243 46V47H244ZM251 46V45H250ZM256 46H258V45H256ZM37 47H39V48H37ZM45 47V48H44ZM65 48V49H63L64 51H62V49L61 50H59V51H57L58 49H60V48ZM89 47V50H90V48H92V47H94V49L96 48L99 52H96V50H93L94 52H92V50H87V51H89V52H87L85 49H87ZM102 47V48H101ZM109 48V50L108 51H105L104 50V48ZM153 47V46H152ZM155 47V46H154ZM157 47H155V48H157ZM185 47V48H184ZM232 48L233 50H234V53L231 51L230 52V50H232V49H228L229 50V53H228V51H226L227 50V48ZM247 47V46H246ZM249 47V46H248ZM253 47H255V46H253ZM262 47H264V46H262ZM81 48L83 49L82 50V52H79V49H80V51H81ZM101 48V49H103V50H99V49ZM107 48V49H108ZM120 48V47H119ZM133 48V49H134ZM136 48V49H137ZM226 48V49H225ZM6 49V48H5ZM53 49H55V52H52L53 51ZM69 49V51H67ZM93 49V48H92ZM136 49H134V50H136ZM165 49H162V50H165ZM207 49V50H208ZM26 50V49H25ZM116 50H117V47H116ZM119 50V49H118ZM149 50V51H148ZM160 50V49H159ZM174 50V49H173ZM179 50V49H178ZM178 50H177V52H178ZM188 50V49H187ZM85 51V52H84ZM104 51V52H103ZM120 51H123V50H120ZM150 51H154V52H150ZM171 51V50H170ZM192 51H193V53H192ZM209 51V52H210ZM218 51H220V52H218ZM251 51V52H250ZM38 52V53H37ZM84 52V53H83ZM133 52V51H132ZM137 52V51H136ZM155 52H157V53H155ZM159 52V53H158ZM167 52V53H166ZM218 52V53H217ZM26 53H28L27 51H26ZM29 53H28V55H29ZM36 53V54H35ZM135 53V52H134ZM133 53V54H134ZM153 53H155V54H153ZM216 53L217 54H225V53H228V56H227V58H222V56L220 57V58H218L219 57V55H216ZM231 53V54H230ZM251 53H253V54H251ZM260 53V52H259ZM125 54V53H124ZM176 54V53H175ZM181 54H179V55H181ZM242 56H241V55ZM249 55V54H251V55H249V56H247V58L245 59V57H246V55ZM260 54H262V52L260 53ZM15 55V54H14ZM64 55L65 56H71L70 58H68V59H66L65 57H64ZM10 56V57H9ZM20 56V55H19ZM19 56L18 57H16V58H19ZM127 56H128V54H127ZM178 56V57H177ZM240 56H241V58L243 57L244 58V60H241L240 59ZM260 56V57H259ZM124 57H125V55H124ZM25 58V57H24ZM29 58V57H28ZM24 60V59H23ZM65 60H68V61H65ZM27 61V60H26ZM241 61V62H240ZM243 61H244V63H243ZM32 63V62H31ZM242 63H243V65H242ZM64 65L66 66L65 68H63L64 67ZM130 67V66H129ZM169 68V69H170ZM63 69H64V71H63ZM170 69V70H171ZM135 70V69H134ZM145 70V71H146ZM125 71V70H124ZM130 71V70H129ZM143 71V70H142ZM155 71V70H154ZM154 71H153V73H154ZM94 72V71H93ZM121 72V71H120ZM77 73V74H76ZM87 73H89V71L87 72ZM90 73H91V71H90ZM138 73H139V71H138ZM143 73V72H142ZM142 73H140L141 75H142ZM146 73V72H145ZM151 74V73H150ZM248 74H250L251 76H249ZM254 74H256V75H254ZM54 75H57V80H59V81H55V83H53L52 85L50 84V82H52V81H54V78H55V76ZM59 75V76H58ZM91 75V74H90ZM122 75V74H121ZM181 75V76H180ZM248 75V77H245V76H247ZM98 76V75H97ZM119 76V75H118ZM139 76V75H138ZM79 77H81V76H79ZM95 77V76H94ZM103 77V78H104ZM256 77H257V79H256ZM47 78V79H46ZM75 78H76V76H75ZM84 78V77H83ZM90 78V77H89ZM182 78H183V76H182ZM181 78V79H182ZM45 79L46 80H48V82L46 83V81H45ZM73 79V78H72ZM81 79V78H80ZM99 79V78H98ZM119 79H121V78H119ZM262 79H264V78H262ZM262 79H261V81H262ZM56 80V79H55ZM60 80L62 81V82H60ZM100 80V79H99ZM113 80V79H112ZM185 80V79H184ZM75 81V80H74ZM74 81H71V83H69V85H71V86H76V84H78V82L76 83V82H74ZM90 81V80H89ZM98 81V80H97ZM187 81V80H186ZM186 81H184V82H186ZM198 81V82H197ZM214 81V82H215ZM60 82V85L58 84V83ZM64 82V83H63ZM87 82V81H86ZM85 82V83H86ZM112 82V81H111ZM210 83H212L211 82V80L209 81ZM213 82V83H214ZM228 82H229V80H228ZM234 82V81H233ZM256 82H259V81H256ZM61 83L63 84L62 86H61ZM89 83V82H88ZM56 84V85H55ZM66 84V85H67ZM79 84H81V82L79 83ZM98 84H100V83H98ZM116 84V83H115ZM114 84V85H115ZM175 84V83H174ZM192 84V83H191ZM200 84V83H199ZM219 84H222V83H219ZM237 84V83H236ZM239 84H240V82H239ZM96 85V84H95ZM214 85V84H213ZM243 85V84H242ZM246 85V84H245ZM249 85H251V84H249ZM248 85V92H245L246 94H248V95H251L254 99H253V101H259V104H264V88H262V89H260V85H259V88H257V86L256 87H254V86H249ZM88 86V85H87ZM94 86V85H93ZM107 86H108V84H107ZM120 86H121V84H120ZM189 86V85H188ZM240 86V85H239ZM262 86V85H261ZM80 87V86H79ZM82 87V86H81ZM84 87V86H83ZM94 88V87H93ZM246 88V87H245ZM88 89H89V87H88ZM97 89V88H96ZM96 89H94V90H96ZM213 89V88H212ZM216 89V88H215ZM52 90H53V88H52ZM75 90V89H74ZM80 90V89H79ZM85 90V89H84ZM93 90V91H94ZM177 90H178V88H177ZM218 90V89H217ZM234 90V89H233ZM247 89H245V91H246ZM97 91V90H96ZM103 91V90H102ZM114 91V90H113ZM178 91H180V89L178 90ZM206 91V90H205ZM212 91V90H211ZM210 91V92H211ZM237 91V90H236ZM238 91H240V90H238ZM8 92V94H7V96H4L5 94L4 93H7ZM9 92H11L12 93V96L11 95H9L10 93ZM170 92V91H169ZM207 92H209V91H207ZM244 92V91H243ZM83 93H85V92H83ZM89 93V92H88ZM178 93V92H177ZM181 93V92H180ZM244 93V94H245ZM4 94V95H3ZM14 94V95H13ZM16 94V95H15ZM44 94V93H43ZM50 94H52V93H50ZM78 94H80V93H77V95ZM90 94V93H89ZM170 94V93H169ZM168 94V95H169ZM172 94V93H171ZM209 94V93H208ZM207 94V96H206V94H205V98H206V101L208 102V103H210V104H213V101L214 100H216L215 99V96L213 95V92H211V94H209L208 95ZM47 95V94H46ZM45 95V96H46ZM76 95V94H75ZM112 95H113V93H112ZM115 95V94H114ZM113 95V97L112 96H110L109 98L110 99H113L114 97L116 98V96H114ZM116 95H117V93H116ZM166 95V94H165ZM178 95V94H177ZM176 95V96H177ZM240 95V94H239ZM238 95V96H239ZM243 95V94H242ZM39 96V95H38ZM71 96V95H70ZM118 96V95H117ZM164 96V95H163ZM163 96H159V98L161 97H163ZM167 96V95H166ZM166 96L164 97V98H166ZM221 96V95H220ZM49 97V96H48ZM78 97H80L79 95H78ZM93 97H95L94 95L92 96V98ZM102 97V96H101ZM108 97V96H107ZM170 97V96H169ZM179 97V96H178ZM235 97V96H234ZM90 98V97H89ZM96 98V97H95ZM108 98V99H109ZM114 98V100H116V101H120L121 103H123L124 101V99H123V97L122 96H119V97H117L116 99ZM177 98V97H176ZM240 99H241V97H239ZM238 98V99H239ZM74 99V98H73ZM81 99V98H80ZM98 99V100H97ZM96 100L95 99H91V100H88V101H86V102H82L81 104H80V102L78 103V104H80V105H78V106H82L84 109H85V111L84 112H88L89 113V115L88 114H86L85 115V117L88 115V119L90 120V117H92L91 119H96L95 121H97L99 118H101L102 117V115H101V111H103V109L105 108V105H104V108H102L103 107V104H104V102L106 101V100H104L103 98H101V100H99V98H97ZM107 99V100H108ZM110 99H109V102H110ZM168 99V98H167ZM204 99V98H203ZM11 100V101H12ZM22 100V101H23ZM29 100H31V102H29ZM69 100V99H68ZM70 100H72V98L70 99ZM104 100V101H103ZM160 100V99H159ZM162 100L163 99H161L160 100V102L162 103ZM166 100V99H165ZM165 100H163V101H165ZM169 100V99H168ZM4 101V102H5ZM101 101L103 102V104H102V107H101ZM116 101H114L113 102V100L111 101V102H113V103H116ZM170 101V100H169ZM174 101V100H173ZM176 101V100H175ZM217 101V100H216ZM220 101V100H219ZM238 101L239 100H237V107H236V111H238V113L236 114L235 112V114L238 116V120L239 121H242L243 120V114L241 113V112H243L244 110H243V108H244V106L242 105H239V103H241L240 101H239V103H238ZM256 101H255V103H256ZM0 102H2V101H0ZM34 102V101H33ZM41 102H43V101H41ZM107 102V101H106ZM105 102V103H106ZM109 102H107L106 104L108 105V103ZM49 103H51L52 104V102H49ZM48 103V104H49ZM71 103V102H70ZM74 103H77L76 101L74 102ZM125 103H127V102H125ZM160 103V104H161ZM4 104V103H3ZM3 104H1L0 103V105H2V106H0V107H3ZM14 104V105H13ZM33 104V105H32ZM53 104H54V102H53ZM52 104V105H53ZM56 104V103H55ZM72 104V103H71ZM117 104V103H116ZM168 104V103H167ZM209 104V105H210ZM257 104H258V102H257ZM261 104V105H262ZM9 105H12V106H9ZM44 105H45V102H44ZM110 105H112V103H110L108 106L110 107ZM132 104L130 103V106H131ZM163 105H164V102H163ZM162 105V106H163ZM5 106V105H4ZM50 106V105H49ZM49 106H45V107H47V109H48V107ZM58 106V105H57ZM66 106V105H65ZM76 106V104L74 105V107ZM113 106V105H112ZM125 106H127V105H125ZM125 106H118L119 108H117L118 109V115H115V112H113V114L116 116V120H114L113 118L114 117H110V116H114V115H112V110H111V113H109L110 112V110H109V112H107V113H109V117H110V119L112 118V120H110V119H106L105 118V124H102L101 122V124L100 123H98V122H96V124L94 123L92 126H90V124L92 123H86V122H84L83 123V129L82 130H84L85 131V133H88L89 134V136L91 135V136H93L94 137V139L96 138H100L101 139V141L100 140H98L99 141V144L97 143V140L95 141V144L94 145H99V150L101 151V154H99V157L100 156H102V158H100V160H101V162H103V161H105L106 159L108 160V157L107 156H109L110 157V155H107V154H109V151L111 150V152L110 153H112L113 151H114V149H116L114 152L116 153V156H115V159L117 158V156L120 154H123V152L124 151H126V150H128L129 148H134V149H132V154H133V152H136V154H133V157H132V155H130V159H129V162L130 163H128L125 167H128V170H129V172H131L132 170L134 171L135 169H133V168H136V169H138L137 171V173H140V169H142L143 168V166H142V162H145V160L144 161H142V158H140V157H137L138 155H140V154H144V149L142 148V146H144V145H147V141H149L150 142V140H149V136H150V138H151V136H155L156 135V133H158L159 135H160V133L161 132H158L157 130H162V129H164V128H162V123L161 124H159L161 121H163L164 119H165V117H166V110H165V106L164 107H160V108H158V109H156V110H154V109H152L151 111H149L148 112V119H149V124H147L148 126H146V128H147V130L146 131H144V133H143V135L146 137H144L143 139H140V140H137L136 138H134V137H132V138H134V140L133 139H131V140H127L128 139V134H129V137L131 136L130 135V133L129 132H131V128L130 129H128V127H130L131 125V123H133L132 121L134 120V115L132 114V113H129V112H127L124 108H125ZM129 106V105H128ZM173 106V105H172ZM204 106V105H203ZM208 106V105H207ZM212 106H214V105H211L210 107H207V108H210V109H212L211 111H213V107ZM239 106H241L240 108H239ZM5 107V108H6ZM64 107V106H63ZM62 107V108H63ZM116 107V106H115ZM5 108H0L1 109V111L2 112H4V113H6V111H3L2 109H4V110H6ZM23 108V109H22ZM58 108V107H57ZM60 108V107H59ZM73 108V107H72ZM71 108V109H72ZM77 108V107H76ZM81 108V107H80ZM80 108H78V109H76V110H79ZM82 108V109H83ZM113 108H114V106H113ZM217 108V107H216ZM246 108H248V107H245L244 109H246ZM22 109V111H20ZM39 109H37L38 111L37 112H39L40 110ZM50 109V108H49ZM66 109V108H65ZM71 109H69V110H71ZM74 109V108H73ZM72 109V110H73ZM83 109V110H84ZM108 108H106V109H104V111H106ZM112 109V108H111ZM115 109V108H114ZM206 109V108H205ZM258 110H264V105H262V107H259V108H257ZM256 109V110H257ZM75 109H74V111L75 112H77ZM116 110V109H115ZM171 110V109H170ZM200 110H201V108H200ZM203 110V109H202ZM207 110H209V109H207ZM217 110H219V109H217ZM243 110V111H242ZM248 110H249V108H248ZM42 111V110H41ZM53 111H54V109H53ZM58 111V110H57ZM56 111V112H57ZM59 111H62V110H59ZM80 111V110H79ZM104 111H103V114H104ZM114 111V110H113ZM216 110L214 109V111L213 112H215ZM235 111V110H234ZM64 112V111H63ZM67 112H68V110H67ZM72 112V111H71ZM84 112L82 113V114H84ZM206 112V111H205ZM245 112H247L246 110H245ZM245 112H243L244 114H246V116L248 115V117H249V114H247V113H245ZM1 113V112H0ZM28 113V114H29ZM40 113V112H39ZM55 113V112H54ZM62 113V112H61ZM208 113V112H207ZM27 114V115H28ZM33 114H34V112H33ZM58 114V113H57ZM78 114V113H77ZM171 114V113H170ZM168 115V117L169 116H171V118L173 117V113L171 114V115ZM174 114H176V113H174ZM206 114V113H205ZM211 114H212V112H211ZM5 115V114H4ZM26 115V114H25ZM38 115H40V114H38ZM42 115V114H41ZM44 115V114H43ZM51 115H53L52 113H51ZM202 115V114H201ZM200 115V116H201ZM218 115V114H217ZM234 115V114H233ZM36 116V114L33 116L32 114H31V121H32V119H33V117H35ZM61 116V115H60ZM74 116V115H73ZM107 115L105 114V116H103V117H106ZM175 117L177 116V115H174ZM180 116V115H179ZM184 116V115H183ZM183 116H180V117H183ZM54 117V116H53ZM64 117H66L65 115L63 116V118ZM68 117H69V115H68ZM71 117V116H70ZM81 117H83V116H80V119H81ZM108 117V118H109ZM190 117V116H189ZM191 117H193V116H191ZM56 118V117H55ZM67 118V117H66ZM73 118V117H72ZM170 118V117H169ZM194 118V117H193ZM196 118V117H195ZM198 118V117H197ZM65 119V118H64ZM79 119V118H78ZM88 119H87V121H88ZM167 119V118H166ZM202 119V118H201ZM247 119V118H246ZM250 119V118H249ZM25 120H23V121H25ZM39 120V119H38ZM83 120H85V119H83ZM191 120V119H190ZM30 121V122H31ZM91 121V120H90ZM116 121V122H115ZM21 122V121H20ZM94 122V121H93ZM189 122V121H188ZM194 122V121H193ZM15 123V122H14ZM158 123V124H157ZM228 123V122H227ZM244 123V122H243ZM19 124V123H18ZM18 124H16L17 125V127L19 126V129H20V131H21V127L23 128L22 129V132H23V134H25V136L23 135V134H21L20 133V131H18V130H16L17 131V133H19V137L20 138H22V137H24V141H25V138H26V140L27 139H29V137L27 138L26 137V135L28 136H30V138L32 137L31 136V134H40V133H42V134H45V133H52V132H57V130H59L57 127H50V128H48V129H44L43 130V128H42V126L41 125H38V124H31V125H29V124H26V125H28L27 127H23V126H21L20 127V125H25L24 123L22 124H20V125H18ZM78 124V123H77ZM157 124V125H156ZM183 124V123H182ZM187 124V123H186ZM190 124V123H189ZM205 124V123H204ZM210 124V123H209ZM16 125H15V128L14 129H16ZM54 126H56L55 124H53ZM102 127H101V126ZM130 125V126H129ZM155 126L156 125V127H157V130L156 129H152V127L151 126ZM183 125H185V124H183ZM243 125V124H242ZM80 126H82V125H80ZM133 126V125H132ZM186 126V125H185ZM191 126V125H190ZM74 128V127H73ZM82 128V127H81ZM145 128V129H146ZM239 128V127H238ZM237 128V129H238ZM18 129V128H17ZM72 129V128H71ZM78 129V128H77ZM182 129V128H181ZM192 129V128H191ZM154 130H156L155 132H154V134L152 133ZM183 130V129H182ZM11 131H12V128H11ZM15 131V130H14ZM14 131H13V134H15V135H18L16 132L14 133ZM129 131V132H128ZM163 131V130H162ZM176 131V130H175ZM216 131V130H215ZM3 132L1 133V137L3 136L4 137V135H3ZM7 132V133H6ZM59 132V131H58ZM82 132V131H81ZM210 132V131H209ZM221 132V131H220ZM215 133V132H214ZM12 134V133H11ZM188 134V133H187ZM211 134V133H210ZM6 135H5V137L2 139V140H0L1 141V145H3L2 147H4L3 149H2V147H1V145H0V151H2V152H0L1 153V156H0V165L2 164V166H0V169H3V168H1V167H4V166H8L9 164H10V162L11 163H13L14 162V165H15V161L18 159V158H20L22 155L21 154H19L20 152L19 151H21V153H22V150H24V148L26 149L28 146H26V147H22L20 150L17 148V147H19V145H20V143L21 142H24L23 141V138H22V141H21V139L18 137V139H20L19 141H21L18 145H16L15 146V144L14 143H17V142H13V144H14V146L12 145V144H9L10 142H12V141H10L11 140V138H12V136L10 137V142L8 143L7 141V144H9V145H12V147H14V148H11V147H7V146H9V145H7V144H5L6 142H2V141H4V140H8L9 138H8V135H7V138H6ZM14 135V136H15ZM22 135V136H21ZM132 135H135L134 133H132ZM141 136H143L142 135V133L140 134ZM139 135V136H140ZM174 135V134H173ZM182 135H184V134H182ZM194 135V134H193ZM204 135V134H203ZM136 136V135H135ZM162 136V135H161ZM160 136V137H161ZM218 136V135H217ZM228 136V135H227ZM1 137H0V139H1ZM17 137H13L12 138V140H14V138H17ZM85 137V136H84ZM87 137H88V135H87ZM123 137L124 138H126L125 140L123 139ZM165 137V136H164ZM186 137V136H185ZM230 137V136H229ZM233 137V136H232ZM33 138V137H32ZM61 138V137H60ZM90 138H92V137H90ZM113 138H117L118 140H116V139H113ZM189 138V137H188ZM247 138H249V137H247ZM34 140H35V138H33ZM44 139V138H43ZM47 139V138H46ZM58 139V138H57ZM103 139V140H102ZM138 139H139V137H138ZM250 139H252V138H250ZM158 140V139H157ZM207 140V139H206ZM18 141V140H17ZM29 141V140H28ZM33 140L31 139L29 142H32ZM37 141V140H36ZM35 141V143L37 144V142ZM61 141V140H60ZM94 141H92V142H94ZM154 141V140H153ZM186 141V140H185ZM219 141V140H218ZM228 141V140H227ZM260 140L258 139L257 140V138H254V139H252V143H253V145H252V147L254 148V151H255V155H261V142H259ZM43 142H45V141H43ZM42 142V144H44ZM86 142V141H85ZM90 142V141H89ZM88 142V143H89ZM100 142L102 143V144H100ZM189 142V141H188ZM230 142V141H229ZM232 142V141H231ZM262 142H264V141H262ZM2 143H4L5 145H6V147L4 146V144H2ZM25 143V142H24ZM24 143H22V144H24ZM97 143V144H96ZM213 143V142H212ZM26 144V143H25ZM31 144V143H30ZM29 144V145H30ZM46 144V143H45ZM45 144H44V146H45ZM92 144V145H93ZM34 145V144H33ZM33 145H30V146H32V147H34ZM37 145H41V144H37ZM49 145V144H48ZM57 145V144H56ZM85 145V144H84ZM100 145H102L101 147H100ZM188 145V144H187ZM251 145V144H250ZM21 146H23V145H21ZM29 146V147H30ZM43 146V147H44ZM46 146H47V144H46ZM88 146V145H87ZM91 146V145H90ZM89 146V147H90ZM216 146V145H215ZM230 145H228V147H229ZM236 146V145H235ZM36 147V146H35ZM42 147V150L44 149ZM50 147V146H49ZM114 148V149H110V150H108L109 148ZM154 147V146H153ZM213 147V146H212ZM223 147V146H222ZM15 148H17L16 150H14ZM20 148V147H19ZM38 148V147H37ZM36 148V149H37ZM39 148H41V146L39 147ZM48 148V147H47ZM93 148H94V146H93ZM251 148V147H250ZM9 149H13V151H10ZM50 149H51V147H50ZM97 149V150H98ZM218 149V148H217ZM228 149V148H227ZM227 149H225V150H227ZM3 150H4V152H3ZM6 150V151H5ZM32 149H30V151H31ZM38 151L40 150V149H37ZM57 150V149H56ZM96 150V149H95ZM216 150V149H215ZM236 148H232L231 147V149H228V151H227V159H228V163H227V172H232L233 173V170L234 169H236V166H235V168H234V164H233V162H234V159H235V157L237 158V155H235V153H236ZM8 151V152H7ZM14 151H16V152H14ZM29 150L28 151H26L27 152V154L25 153V150H24V152L22 153L24 156H22L21 158H20V160L22 159V158H27V156H32L33 154H32V151H31V153H28V152H30ZM34 151V150H33ZM44 151V150H43ZM46 151H48V150H46ZM50 151V150H49ZM53 152H54V149L52 150ZM51 151V152H52ZM88 151V150H87ZM217 151V150H216ZM224 151V150H223ZM261 151V152H260ZM10 154L9 156H7L8 154ZM10 152V153H9ZM11 152H14V153H11ZM19 152V153H18ZM37 152V151H36ZM42 152V151H41ZM94 152V151H93ZM96 152V151H95ZM114 152L111 154V157L113 156L114 157ZM120 152V153H119ZM129 151H127V153H128ZM148 152H149V150H148ZM209 152V151H208ZM219 152V151H218ZM25 153V154H24ZM34 153V152H33ZM38 153H40V152H37V154ZM98 153V152H97ZM153 153V152H152ZM7 154V155H6ZM11 154L13 155H15V156H13V158H14V160L12 159V161H10L9 163H7L6 164V162L5 161H7V160H11V158H12V156H11ZM18 154L19 155H21L20 157L18 156ZM49 154V153H48ZM129 154H130V152H129ZM146 154V153H145ZM144 154V156H146ZM206 154V153H205ZM212 154V153H211ZM262 154H264V153H262ZM5 155V156H4ZM17 155V156H16ZM27 155V156H26ZM47 155V154H46ZM54 155H55V153H54ZM97 155V154H96ZM135 155V156H134ZM152 155V154H151ZM214 155V154H213ZM226 155V154H225ZM29 156V158H31ZM50 156V155H49ZM98 156V155H97ZM123 156V155H122ZM125 156V155H124ZM123 156V157H124ZM149 156H150V154H149ZM10 157V158H9ZM54 157V156H53ZM99 157H98V159H96V161L97 160H99ZM107 157V158H106ZM141 157H142V155H141ZM197 157V158H196ZM203 157V156H202ZM215 157V156H214ZM222 157V156H221ZM17 158V159H16ZM29 158L27 159V160H29ZM55 158V157H54ZM153 158V157H152ZM194 158V157H193ZM200 158L201 157H198V154H197V156H195V162H193L194 163V167H193V176H195V174H194V172L196 173V175H198L197 177H199L200 178V173H203V172H205L206 170V172H205V174H208V173H211V172H209L210 170L212 171V167H213V165H211V163L210 162H207L206 163V161H204L203 162V160H202V162H201V160H200ZM206 158V157H205ZM209 158V157H208ZM212 158V157H211ZM225 158V157H224ZM260 157H257V159L255 158L254 160H252V163L250 162V164L248 165L249 166V168L248 169H252L251 171H254L255 169H259V168H264V159H259ZM16 159V160H15ZM102 159H104V160H102ZM146 159V158H145ZM149 159V158H148ZM197 159V160H196ZM239 159V158H238ZM35 160H36V158H35ZM82 160V159H81ZM80 160V161H81ZM106 160V161H107ZM158 160V159H157ZM200 160V161H199ZM236 160V159H235ZM24 161V160H23ZM30 161V160H29ZM29 161H27V162H29ZM90 161V160H89ZM94 161V160H93ZM119 161H121V160H119ZM127 161V160H126ZM210 161V160H209ZM8 162V161H7ZM45 162V161H44ZM51 162V161H50ZM116 162V161H115ZM133 164H132V163ZM148 162V161H147ZM150 162V161H149ZM212 162V161H211ZM6 165H5V164ZM22 163V162H21ZM26 163V162H25ZM33 163V162H32ZM105 163V162H104ZM106 163H108V161L106 162ZM125 163V162H124ZM136 163H138V164H136ZM140 163V164H139ZM156 163V162H155ZM161 163V162H160ZM192 163V162H191ZM192 163V164H193ZM204 163H206L205 164V166H203L204 165ZM213 163V162H212ZM51 164V163H50ZM100 164V163H99ZM102 164V163H101ZM126 164V163H125ZM132 164V165H131ZM4 165V166H3ZM17 165H18V163H17ZM91 165V164H90ZM108 165V164H107ZM142 166L141 168L140 167H138V166ZM226 165V164H225ZM11 166V165H10ZM21 166V165H20ZM26 166V165H25ZM34 166V165H33ZM94 166H96V165H94ZM101 166V165H100ZM115 166V165H114ZM118 166V165H117ZM129 166L131 167L130 169H129ZM147 166V165H146ZM151 166V165H150ZM154 166V165H153ZM193 166V165H192ZM214 166H215V164H214ZM261 166V167H260ZM12 167V166H11ZM17 167V166H16ZM92 167V166H91ZM96 167H98V166H96ZM108 167V166H107ZM109 167H111L110 166V164H109ZM121 167H124V166H120L119 167V169H116V170H114V167H113V170H114V172L116 171V172H118L119 170H120V168ZM123 168L122 170H123V172H124V169H125V171L127 170V168ZM144 167H145V165H144ZM149 167V166H148ZM147 167V168H148ZM154 167H156V165L154 166ZM175 167V165H174V162L172 163V162H169V165H168V168H169V171H170V173H172V175L174 174L173 172L175 171L176 172V169L177 168H174ZM259 167V168H258ZM7 168V167H6ZM52 168V167H51ZM93 168V167H92ZM146 168V169H147ZM195 168V169H194ZM206 169L205 171H203L202 172V170L203 169ZM243 168V167H242ZM242 168H241V170L240 171H242ZM5 169V168H4ZM94 169V168H93ZM98 169V168H97ZM99 169H101V168H99ZM152 170H153V167L151 168ZM155 169V168H154ZM175 169V170H174ZM216 169V168H215ZM245 169V168H244ZM254 169V170H253ZM50 170V169H49ZM59 170V169H58ZM57 170V171H58ZM110 170H111V168H110ZM110 170H108L109 171V173H111L110 172ZM118 170V171H117ZM122 170H120V171H122ZM131 170V171H130ZM140 170V171H139ZM144 170V169H143ZM142 170V171H143ZM178 170V169H177ZM195 170V171H194ZM1 171V170H0ZM3 171V170H2ZM7 171V170H6ZM118 172V173H121V172ZM132 171V173L134 174V175H136V170L133 172ZM141 171V172H142ZM147 171H150V172H152L153 173V171H151L150 169L149 170H147ZM155 171H156V169H155ZM214 172L216 171V170H213ZM236 171V170H235ZM244 171V170H243ZM250 171V172H251ZM257 171V170H256ZM157 172V171H156ZM167 171H165V174L166 175H168V172L166 173ZM239 172V171H238ZM95 173V172H94ZM113 173V172H112ZM131 173V174H132ZM213 173V172H212ZM220 173V172H219ZM241 173V172H240ZM244 173H246V172H244ZM20 174V173H19ZM122 174V173H121ZM124 174V173H123ZM147 174H149V173H146V174H144L145 176L147 175ZM157 174V173H156ZM155 174V175H156ZM161 175H162V173H160ZM187 174V173H186ZM192 174V173H191ZM226 174H228V173H226ZM243 174V173H242ZM1 175V174H0ZM100 175V174H99ZM111 175V174H110ZM125 175V174H124ZM139 175V174H138ZM152 175V174H151ZM150 175V176H151ZM158 175V174H157ZM190 175V174H189ZM200 175V176H199ZM210 175V174H209ZM103 176V175H102ZM117 176H118V174H117ZM123 176V175H122ZM140 176V175H139ZM148 176V175H147ZM149 176V177H150ZM169 176V175H168ZM174 176V175H173ZM192 176V177H193ZM212 176V175H211ZM216 176V175H215ZM64 177V176H63ZM97 177H98V175H97ZM104 177V176H103ZM110 177V176H109ZM116 177V176H115ZM120 177V176H119ZM137 177V176H136ZM136 177H135V180H136ZM141 177H142V175H141ZM153 177H154V174H153ZM170 177V176H169ZM175 177V176H174ZM197 177H196V180H195V178L193 179V183H189V182H191V180L192 179H190L191 178V176L188 178V177H186V178H188L189 179V181H188V179H186L187 180V183H189L188 185V188L186 187V189H187V191H188V189L189 190H191V192H192V190H193V192H195V190L197 191V188L199 189V188H201V190H202V192L201 193H205V194H207V192L209 193L211 190H213L214 189V192H215V194H211V196H212V199L209 197V194H207V196L206 195H204V194H200V192L198 193V191L200 190H198L197 192H195V194L196 193H198L196 196H195V194L194 193H192V194H194V196L193 195H190L189 197H187V195L185 194V199L187 198L188 200H191V196H193V198H196L197 199V203L199 202V206H200V208H199V210L203 207L204 208V206L206 207V209H208L209 210V208H208V206L210 205V203L211 204H213V208L216 206V209H217V211L219 212V215H217L218 213H216V210H214V209H211L213 212H214V214H216V216H219V217H221L222 218V221H223V215H226L225 213H228V212H226V210H225V212H223V211H221V209L222 210H224L223 208V206L224 205H226V206H228V208L227 209H229V208H231L230 210H234V208L232 209V207H230V205H237V206H239V205H245V207L247 206V205H249V206H251V208H254L255 210H256V207H258L257 205L259 204V203H257V200H256V202L255 203H253V202H251L248 198H250L248 195V197L247 196H244V194H242L241 193V195H238L237 193H234L235 191H233L234 189H235V186H236V189L238 188V186L237 185H235V186H233L234 185V180H237L236 178L234 179V178H231V179H233V180H231L230 178H229V180H228V183H226V185L227 184H229L228 185V187L227 186H225L224 185V187L226 188H229L230 190H228L227 192H226V196H225V194H223V192H221V195H219V198H218V202L220 203H218L217 205H214V201H212V200H215L216 201V199H213V197H214V195H216V193L218 192V190L219 189H221V191H223V190H225L224 189V187L223 186H221V185H218L219 183H217V184H215V186L216 185H218L217 187H219V188H214L213 186H214V183H213V185H212V189L210 188V186L211 185H209V190H207V192L205 191V188L207 187V186H205V183H208V182H205V179L206 178H203L204 180H202V178H200L202 181L200 182V179H199V182H197V183H195L194 181H197ZM256 177V176H255ZM61 178V177H60ZM100 178V177H99ZM108 178V177H107ZM106 178V179H107ZM148 178V177H147ZM176 178V177H175ZM175 178L173 179V180H175ZM210 178V177H209ZM0 179H3V178H0ZM94 179V178H93ZM95 179H96V177H95ZM94 179V180H95ZM105 178H102L101 180H104ZM114 179V178H113ZM113 179H110V181L111 180H113ZM120 179V178H119ZM118 179V180H119ZM140 179V178H139ZM139 179H137L138 181H139ZM142 179H144V178H142ZM170 179H172V178H170ZM208 179V178H207ZM222 179H223V177H222ZM225 179V178H224ZM94 180H93V183H94ZM100 180V181H101ZM134 180V178H133V180L131 181V182H133L134 184H136L137 183V180L135 181ZM177 180V179H176ZM183 180V179H182ZM185 180V181H186ZM243 180H245V179H243ZM71 181V180H70ZM110 181H109V183H110ZM120 181V180H119ZM119 181H117V184L115 183V181H114V183H110V186L111 185H117V186H115L116 187V189H117V187H118V189H117V191H118V193L116 192V191H114L113 189L110 191V193L111 192H113L114 191V193L116 192V194H119L120 192H119V188H121L122 187V183H126L127 184V182H126V180H125V182H122V179H121V182H119ZM136 183H135V182ZM150 181V180H149ZM149 181L148 180H144V183H148V185H149ZM160 181H162V180H160ZM167 181V180H166ZM113 182V181H112ZM128 182H130L129 180H128ZM139 182H141V181H139ZM152 182V181H151ZM174 182V181H173ZM179 182V181H178ZM178 182H175L176 183V185H177V183ZM184 182V180L182 181V182H179V184L180 183H183ZM204 183V185H202V186H200L199 185V183H201V184H203ZM210 182H212V181H210ZM243 182V181H242ZM1 183H3V180L1 181ZM6 183V182H5ZM65 183V182H64ZM92 183V182H91ZM92 183V184H93ZM103 183L105 184V182L103 181ZM153 183V182H152ZM159 182H157V184H158ZM186 183V184H187ZM195 183V186L196 185H199V187L198 186H196V189L194 188V186H193V184ZM236 183L238 184V185H242V184H245V183H241V180H240V184H239V181H236ZM235 183V184H236ZM71 184V183H70ZM92 184H90V186L88 187L87 186V188H84L85 190H87V191H92V192H94L95 194H92V196L94 195V197H98V196H105L106 195V189L108 188L109 189V184H105V185H102V182H95L94 183V185L92 186ZM138 184V183H137ZM153 184H156V183H153ZM173 184V183H172ZM172 184H169V185H172ZM178 184V185H179ZM191 184H192V187L194 188H192L191 187ZM208 184H210V183H208ZM207 184V185H208ZM2 185H4V184H2ZM2 185H0V186H2ZM6 185V184H5ZM67 185V184H66ZM108 185V187H105V186H107ZM133 187H128L127 185H125L126 186V188L128 187V190H127V192L129 193L130 191L132 192H130L131 193V195L133 194V196L134 195H136L135 194V192H134V190H135V186L133 185V184H131ZM130 185V186H131ZM160 185V184H159ZM158 185V186H159ZM174 185V184H173ZM175 185V186H176ZM185 185V184H184ZM183 185V186H184ZM247 185V184H246ZM74 186V185H73ZM92 186V187H91ZM141 186V185H140ZM145 186V185H144ZM151 186H152V184H151ZM151 186H149L148 188H150L149 190H150V192H149V194H152L151 195V197L152 196H157L156 194L158 193H160V194H162L163 193V191L164 190H167L166 189V187L165 188H163L164 190L162 191V193L161 192H159V191H161V189H159V191L157 192L156 190H154V187H152V189H151ZM155 186V185H154ZM157 186V187H158ZM163 186V185H162ZM161 186V187H162ZM168 186V185H167ZM187 186V185H186ZM204 186H205V188H204ZM220 186L221 187H223V189L222 188H220ZM232 187L233 189H231L230 187ZM239 186V187H240ZM243 186V185H242ZM70 187V186H69ZM147 187V186H146ZM145 187V188H146ZM156 187V186H155ZM157 187H156V189H157ZM160 187V186H159ZM170 187H172V186H170ZM174 187V186H173ZM249 187V186H248ZM72 188V187H71ZM77 188V187H76ZM129 188H130V191H129ZM140 188H141V190H140ZM139 188V190H138V188H137V190H138V192H137V195H139V196H137L136 195V197L137 198H135V196H134V198H133V196L131 197V195H130V193L128 194V197L126 198V199H123V201L121 200L120 202H119V204L117 203L116 205H114V206H116L115 208H113V209H116L117 210V213H116V215L118 214V215H120L119 217H121V218H119L120 220L122 219V221L121 222H119V220H118V223L120 224L121 223V228H120V226H119V232H113L115 235H116V237L114 236H112L113 234H111V232L112 231H110L109 233L110 234H108V233H106L105 232V234H107L106 236H105V234H104V232L102 233L103 234V236H104V238H103V236H101L102 237V241H104L105 243H108V244H105L104 243V247H106V245L109 247L110 246V243L112 244V245H114V242L113 241H115L114 239H110L111 237L112 238H116L117 239V235L120 233V234H123V221H125V222H130L131 224L130 225H128L127 226V229L125 230V233H127V234H134V236L135 237H137L138 239H140L141 241H145L146 240V238L147 237H152L153 239H154V241L158 244V245H160L162 248H164V250L166 249V252L167 253H170L171 252V249L169 248V247H171V246H169L168 244H167V241L166 240H170V241H177L176 239H175V236L176 235H183V237H184V242L186 241V244L188 245V244H191L192 242H193V240L195 239L194 237H196V236H193V234L195 233L196 235H197V232H199L200 231V234H202L203 233V231H202V225L199 223L202 219H204L205 217H203L201 220H198V221H195V223L193 224V223H191V222H189V223H173L174 225H178L179 226V228L178 229H176L175 231L174 230H172V229H170L169 228V226L171 225V224H165L164 223V221L166 220V217H164V216H162V214L160 213V212H157V213H149V210H150V208L152 207V208H156V207H162L163 205H161V204H159V200H160V198H157V203H155L156 202V198L154 199V197H152L153 199H154V201L151 199V197H149V199H150V201H149V199L147 198V200L149 201H147L145 198L147 197V196H145V195H147V193L145 194L144 193V191H146V190H144V189H142L143 188V186L142 187H140ZM203 188V189H202ZM226 188V189H227ZM241 188V187H240ZM243 188V187H242ZM247 188V187H246ZM7 189V188H6ZM5 189V190H6ZM82 189V188H81ZM147 189V188H146ZM179 189V188H178ZM178 189L175 191V188H174V193H176L177 191H178ZM183 189H185V188H182V190ZM185 189V190H186ZM216 189V190H215ZM235 189V190H236ZM239 189V188H238ZM121 190H123V189H121ZM125 190V191H126ZM144 190V191H143ZM181 190V187H180V189H179V191L178 192H180V191H182ZM203 190L205 191V192H203ZM232 190V191H231ZM3 191V190H2ZM74 191V190H73ZM84 191V190H83ZM139 191H142L144 194H142L141 195V193L142 192H140L139 193ZM155 194L156 192V194L154 195L152 192ZM155 191V192H154ZM173 191V190H172ZM226 191V190H225ZM229 191H230V195L229 196H227V193H229ZM243 191V190H242ZM212 193H213V191H211ZM2 193V192H1ZM73 193V192H72ZM88 193V192H87ZM109 193V192H108ZM114 193H112V194H109V195H114ZM172 192H170L169 194H171ZM190 193V192H189ZM83 194H85V195H87L86 193H84L83 192ZM121 195H122V193H120ZM169 194H168V196H169ZM200 194V195H199ZM224 196H223V195ZM3 195H4V193H3ZM51 195V194H50ZM72 195V194H71ZM89 195H90V193H89ZM108 195V194H107ZM109 195L107 196V197H109ZM126 195V194H125ZM130 195V196H129ZM141 195V196H140ZM172 195V194H171ZM175 195V194H174ZM184 195V194H183ZM199 195V196H198ZM243 195V196H242ZM246 195V194H245ZM251 195V194H250ZM144 197V199L146 200V201H144V199H141L140 197ZM181 196V195H180ZM203 197V198H198V197ZM204 196H206V200L208 201V200H210L211 199V201L212 202H207L206 201V203L208 204H206V203H204V206H202L203 205V203L201 204L200 203V201L203 199L204 200ZM218 196V195H217ZM220 196H223V197H220ZM19 197H21V198H25V197H22V195H20ZM69 197V196H68ZM71 197V196H70ZM88 197V196H87ZM111 197V196H110ZM142 197V198H143ZM160 197H162L163 198V194H162V196H160ZM170 197V196H169ZM182 197V196H181ZM209 197V199H207ZM1 198V197H0ZM5 198V197H4ZM79 198V197H78ZM113 198V197H112ZM112 198L110 199V200H112ZM124 198V197H123ZM141 199V204L139 205L138 204V206L140 207V208H138V210H142V211H138L137 209V211H138V213H134V212H132V210L134 211V207H135V205H137L136 204V201L137 200H140ZM162 198H161V200L160 201H162ZM171 198V197H170ZM177 198H178V196H177ZM183 198V197H182ZM255 198V197H254ZM1 199H3V198H1ZM0 199V200H1ZM6 199V198H5ZM135 199H136V201H135ZM159 199V200H158ZM172 199V198H171ZM181 199V198H180ZM187 199L185 200V201H187ZM199 199V200H198ZM256 199V198H255ZM259 199V198H258ZM4 200V199H3ZM6 200H8V199H6ZM26 200V199H25ZM27 200H28V198H27ZM57 200V199H56ZM91 200V199H90ZM99 200V199H98ZM98 200L96 199V201L98 202ZM152 200V201H151ZM164 200V199H163ZM182 200V199H181ZM180 200V202H182ZM253 200V199H252ZM260 200V199H259ZM262 200V199H261ZM51 201V200H50ZM53 201H55V200H53ZM51 202L50 203V215H51V219H52V221H51V223L53 224H51L50 223V227H51V225H52V228L54 229V227H55V229L56 228H63V229H79L80 228V220H78V218H77V216L74 214V213H69V211L65 208V206L63 205H61L60 204V202L59 203H57V202ZM100 201V200H99ZM135 201V202H134ZM174 201H176V203H173V204H177V200H174ZM183 201H184V199H183ZM184 201V202H185ZM255 201V200H254ZM4 201H2L1 203H3ZM108 202V201H107ZM151 202V203H150ZM152 202H153V204L155 205V204H159L160 206H157V205H155L154 207H153V205H152ZM163 202V201H162ZM168 203L169 202H171V200H168L167 201ZM179 202V201H178ZM192 202H195V200H193V201H191V203ZM201 202H205V200L204 201H201ZM261 202V201H260ZM0 203V204H1ZM64 203V202H63ZM81 203V202H80ZM86 203V202H85ZM95 203V202H94ZM112 203H115V202H113L112 201ZM135 203V204H134ZM165 203V202H164ZM168 203H165L164 204V207H165V205L168 207ZM52 204V205H51ZM60 204V205H59ZM65 204V203H64ZM93 204V203H92ZM98 204H99V202H98ZM128 204V205H127ZM132 204H134V206L132 207L131 205ZM170 204V203H169ZM206 204V205H205ZM216 204V203H215ZM221 204L223 205V206H221ZM254 204H257L256 205V207H255V205ZM66 205V204H65ZM150 205H151V207H150ZM179 205V204H178ZM193 205V204H192ZM195 205V204H194ZM260 205V204H259ZM21 205H19V207H20ZM97 206V205H96ZM125 206H127V207H125ZM130 206V207H129ZM219 206H221V207H223V208H220ZM241 206H240V208H241ZM242 206V207H243ZM22 207V206H21ZM21 207H20V209H21ZM68 207H69V205H68ZM113 207V206H112ZM170 207V206H169ZM174 207V206H173ZM191 207V206H190ZM193 207H195V206H193ZM210 207V206H209ZM211 207H212V205H211ZM210 207V208H211ZM245 207H244V209H243V211L245 210ZM18 208V207H17ZM96 208V207H95ZM142 208H144V209H142ZM163 208V207H162ZM197 207H196V209H198ZM218 208H219V210H218ZM247 208V207H246ZM13 209V208H12ZM93 209V208H92ZM113 209L112 210H110L112 213H113ZM158 209V208H157ZM161 209V208H160ZM164 210H165V208H163ZM163 209H161L162 211H163ZM179 209V208H178ZM177 209V210H178ZM205 208H204V211H206V212H204V213H207V211L208 210H206ZM248 209H249V207H248ZM254 209H251V211L252 212H256V214H257V212L258 211H261V210H257V211H254ZM90 210V211H89ZM115 210V211H116ZM118 210H119V212H118ZM135 210V212H137ZM144 210V211H143ZM166 210H168L167 208H166ZM186 210V209H185ZM237 210H238V208H237ZM240 211H241V209H239ZM22 211V210H21ZM89 211V213H87L90 217H89V219L90 218H92L93 216H95V219H91L92 221H91V225H92V222L93 223H95L96 224V222H99L100 220L99 219H101V223L99 222V224H103L102 222H104V221H108V220H111L112 219V217H114L113 219H117V217L116 216H113L114 214H112L110 211H107V210H92L91 211V209L89 208L88 210H86L85 212H88ZM158 211H159V209H158ZM169 211H171V210H169ZM187 211V210H186ZM189 211V210H188ZM210 211V210H209ZM209 211H208V215H209ZM262 211H264V210H262ZM4 212V211H3ZM85 212H83V213H85ZM168 212V211H167ZM167 212H165V214L167 213ZM176 213L177 212H179L180 213V211H175ZM192 212V211H191ZM195 212V211H194ZM198 212V211H197ZM197 212H195L194 214H196ZM200 212L202 213V216H203V209H202V211L200 210ZM211 212V211H210ZM213 212H212V214H213ZM220 212H223V213H221V214H223V215H221L220 214ZM249 211H247V213H248ZM251 212V213H252ZM111 213V214H110ZM160 213V214H159ZM170 213V216L172 217V215H174L175 214V216L177 215L176 213H174V212H169ZM174 213V214H173ZM8 213H6V215H7ZM79 214H80V212H79ZM139 214L140 215H144L143 216V218L144 219H146V220H149V218H158V219H160V221L162 222V223H160L161 225H163L164 227H162V228H160V229H158V230H154V229H150V230H148V231H142L140 228L143 226L141 223H139L137 220H138V217H139ZM163 214H164V212H163ZM183 214V211L180 213V215H182ZM192 214V213H191ZM200 214V213H199ZM255 214V215H256ZM9 215V214H8ZM112 215V216H111ZM169 215V214H168ZM258 215V214H257ZM262 215V214H261ZM111 216V219L109 218ZM174 216V217H175ZM185 216H189L188 218H190V214L187 212V215H186V213H185ZM184 216V217H185ZM195 216V215H194ZM200 216H201V214H200ZM199 216V217H200ZM201 216V217H202ZM210 217L211 216H213V215H209ZM208 216V218H210ZM216 216H214V217H212V218H216ZM227 216V215H226ZM225 216V217H226ZM19 217V216H18ZM83 217V216H82ZM164 217V218H163ZM182 217L183 219H184V221H185V218H187V217ZM192 217L193 216H191V219H192ZM197 217H198V215H197ZM197 217H193V219L192 220H194L195 218H197ZM198 217V218H199ZM206 217H207V215H206ZM12 218V217H11ZM88 218V217H87ZM109 218V219H108ZM181 217L179 216V219H178V217H177V219L178 220H176V221H178V222H181V219H180ZM197 218V219H198ZM207 218V219H208ZM96 219H98V221H96ZM103 219V220H102ZM104 219H106V220H104ZM112 219V220H113ZM200 219V218H199ZM206 219V220H207ZM211 219V218H210ZM210 219H209V221L207 220H205L204 219V221H206V222H204L205 224L206 223H209V222H211V224H212V222H214V221H212V219H211V221H210ZM232 219V218H231ZM235 219V218H234ZM94 220V221H93ZM111 220V221H112ZM180 220V221H179ZM215 220H217V219H215ZM221 220V219H220ZM13 221V220H12ZM80 221V222H79ZM96 221V222H95ZM116 221V220H115ZM114 220L112 221L113 222V224L112 225H114V222H115ZM173 221H175V219L173 220ZM175 221V222H176ZM232 221H233V219H232ZM244 221V220H243ZM106 222H104V224L106 223ZM117 222V221H116ZM202 222H203V220H202ZM245 222V221H244ZM109 223V222H108ZM199 223V225H197ZM203 223V224H204ZM216 223V222H215ZM85 224V223H84ZM89 224V223H88ZM98 224V223H97ZM98 224V225H99ZM148 224V223H147ZM204 224V225H205ZM210 224V223H209ZM219 224V223H218ZM222 224V223H221ZM5 225V224H4ZM90 225V224H89ZM106 225V224H105ZM118 225V224H117ZM203 225V226H204ZM54 226V227H53ZM95 228H97V225H93ZM100 226V225H99ZM99 226H98V228H99ZM102 226V225H101ZM108 226H109V224H108ZM107 226V227H108ZM181 226V227H180ZM225 226V225H224ZM90 227V226H89ZM102 227H104V226H102ZM110 227V226H109ZM114 227V226H113ZM226 228L228 227V226H225ZM224 227V228H225ZM91 228H92V226H91ZM5 229V228H4ZM9 229V228H8ZM113 229V228H112ZM244 229V228H243ZM89 230H91V229H89ZM88 230V231H89ZM94 230V229H93ZM92 230V231H93ZM121 230V231H120ZM208 230H210V228L208 229ZM213 230H214V228H213ZM70 231V230H69ZM75 231V230H74ZM115 231V230H114ZM205 232L207 231V228L204 230ZM257 231V230H256ZM85 232V231H84ZM90 232V231H89ZM89 232H86V233H88L89 234ZM96 233H94V236H96V238H95V241H93L94 240V238H93V234L91 235L92 236V245H93V247H92V245L90 246V243L89 242H86V240L87 241H89V240H91V238H89V239H87V235L88 234H82V237H83V239L84 238H86V240H83V241H85V242H83V243H85V244H88L89 245V247H90V249L91 248H93V249H95V247H94V245H96L97 243H102V242H99V241H96V240H98L99 239V236L100 235H102V234H100L99 235V233L100 232H97V231H95ZM159 232H164V233H167V235L168 236H166V237H161V236H159ZM169 232H176L175 234H169ZM202 232V233H201ZM76 233H78L77 231H76ZM81 233H82V231H81ZM72 233H70V235H71ZM74 234V235H73ZM73 234H72V238H73V240H72V238L71 239H65L66 241L68 240L69 241V245H70V242H71V240H72V245H71V247L69 246V245H67L66 244V246L68 247H70V248H72V247H76L75 245H79V243L81 242V245H79L80 247L82 246V245H84L83 243H82V238H81V236L79 235V236H77L74 232H73ZM96 234H98V237H97V235ZM194 234V235H195ZM199 234V235H200ZM69 235V236H70ZM76 235V236H75ZM85 235V236H84ZM90 235V234H89ZM109 235H111V236H109ZM207 235V234H206ZM15 236V235H14ZM18 236V235H17ZM27 236V235H26ZM56 236V235H55ZM107 236H109V238L107 237ZM198 236V235H197ZM201 236V235H200ZM199 236V237H200ZM204 236H205V234H204ZM250 236V235H249ZM67 237H68V235H67ZM71 237V236H70ZM101 237H100V239H101ZM177 237V236H176ZM182 237V236H181ZM202 237V236H201ZM253 237V236H252ZM12 238V237H11ZM17 238V237H16ZM27 238V237H26ZM108 238V239H107ZM2 239V238H1ZM197 239V238H196ZM201 240V242L203 243V242H205V241H203V239L202 238H200ZM205 239V238H204ZM207 239H209V238H207ZM12 240V239H11ZM105 240H107V241H105ZM109 240H111L112 242H110L109 243ZM130 240V239H129ZM169 240H168V242H169ZM198 240H199V238H198ZM198 240H196V243H195V241L193 242L194 244H197L199 241ZM209 240H211V239H209ZM31 241V240H30ZM62 241V240H61ZM61 241H60V244H61ZM101 241V240H100ZM198 241V242H197ZM6 242V241H5ZM11 242H13V241H11ZM22 242V241H21ZM40 242V241H39ZM206 242H207V240H206ZM26 243V242H25ZM28 243V242H27ZM130 243H131V240H130ZM192 243V244H193ZM208 243H211V241H208ZM13 244V243H12ZM20 244V243H19ZM18 244V245H19ZM23 244V243H22ZM39 244V243H38ZM52 244H54V242L52 243ZM123 244V243H122ZM122 244H120L119 246H121L122 248H123V245ZM199 244V243H198ZM205 244V243H204ZM62 245H63V242H62ZM88 245H87V248H88ZM210 245V244H209ZM23 246H24V244H23ZM51 246V245H50ZM64 246V245H63ZM62 246V247H63ZM79 246H77V249H79L78 247ZM204 246V245H203ZM13 247V246H12ZM17 247V246H16ZM46 247V246H45ZM83 247V246H82ZM108 247H106V248H108ZM111 247V246H110ZM110 247H109V251L107 250V249H105V251H108L109 253L110 252H112V251H114L115 249H118V248H116V247H118V246H116V247H114L113 249H112V251L110 250ZM2 248V247H1ZM74 248H73V250H74ZM86 248V249H87ZM4 249V248H3ZM27 250L29 249V248H26ZM46 249H48L47 247H46ZM61 249V248H60ZM76 249V248H75ZM89 249V250H90ZM119 249H120V247H119ZM119 249L117 250V251H114L113 253H114V255H112V253H108V255H110V256H115V252L116 253H118V251H119ZM24 250V249H23ZM121 250H123V249H121ZM128 250H129V253L128 254H126V256H119V254H117V256H115L116 258H114L113 257V260L115 259H118V261H119V263H118V261H116V263H118V264H137V262H138V264H149L148 263V261H149V259H148V261L145 259V258H142L141 257V246L140 245H131L129 248H128ZM50 251H52V250H50V249H48V250H45V249H41V250H38L37 252L35 251H33L34 253H33V255H37L36 257L38 258V255H39V258H42V257H46V260L47 259H49L50 260V258H55V255L53 256V255H51V256H49L50 255ZM54 251H56L55 249L53 250V252ZM63 251V250H62ZM66 251V250H65ZM72 250L70 249V252L68 253L67 251L65 252V255L67 254V255H71L70 253H72L71 252ZM81 251H82V248H81ZM84 251V250H83ZM87 251V250H86ZM93 251V250H92ZM13 252H14V250H13ZM48 252H49V254H48ZM59 252H61V251H59ZM64 252V251H63ZM74 252V251H73ZM91 252V251H90ZM3 253V252H2ZM25 253V252H24ZM31 253V252H30ZM37 253V254H36ZM52 253V252H51ZM55 253H57V254H59L58 252H55ZM55 253H52V254H55ZM62 253V252H61ZM77 253V252H76ZM79 253V252H78ZM84 253V252H83ZM87 253V252H86ZM95 253V252H94ZM9 254V253H8ZM27 254H29V253H27ZM32 254V253H31ZM46 254H47V256H46ZM56 254V256H57V258H58V256L60 257V255H57ZM64 254V253H63ZM121 254H123L122 253V251H121ZM120 254V255H121ZM25 255V254H24ZM81 255V254H80ZM84 256L86 255V254H83ZM90 255H92L93 256V254H92V252L90 253ZM95 255V254H94ZM98 255V254H97ZM1 256V255H0ZM23 256V255H22ZM34 256V257H35ZM50 258H49V257ZM72 256H74V255H71L70 257H72ZM83 256V257H84ZM107 256V255H106ZM27 256L25 255V258H26ZM29 257H30V254H29ZM36 257H35V259H36ZM48 257V258H47ZM69 257V258H70ZM74 257H76V256H74ZM73 257V258H74ZM82 257V258H83ZM88 257H90V256H88ZM96 257V256H95ZM94 257V258H95ZM66 258V259H65ZM64 259H61V257H60V261L57 259V261H59V262H64V261H67V260H70V259H67V257H65ZM80 258H81V256H80ZM15 259V258H14ZM35 259H33V260H35ZM93 259V258H92ZM19 260H20V258H19ZM28 260V257L26 258V261ZM33 260H32V262H33ZM48 260V261H49ZM54 260V259H53ZM62 260V261H61ZM87 260V259H86ZM31 261V260H30ZM36 261H37V259H36ZM41 261V260H40ZM44 261H45V259H44ZM74 261V262H73ZM73 261H72V259H71V261H67V262H69V264H70V262H72V263H74V264H76L77 262H80L79 261V259H73ZM76 261V262H75ZM136 261V262H135ZM29 261H27V264H29L28 263ZM31 262V263H32ZM35 262V261H34ZM52 262V264H53V261H51ZM51 262H49V264H51ZM54 262H55V260H54ZM66 262V263H67ZM114 262V261H113ZM0 263H2L1 261H0ZM8 263V262H7ZM36 263V262H35ZM37 263L38 264H42V262L41 263H39V261H37ZM84 263V262H83ZM151 263V262H150ZM10 264V263H9ZM15 264V263H14ZM21 264H23V263H21ZM24 264H26L25 262H24ZM34 264V263H33ZM45 264H47L46 262H45Z\"/></svg>",
    "mask_w": 264,
    "mask_h": 264
},
{
    "label": "crops",
    "instance_id": "obj_3",
    "mask_svg": "<svg viewBox=\"0 0 264 264\" xmlns=\"http://www.w3.org/2000/svg\"><path fill=\"white\" fill-rule=\"evenodd\" d=\"M17 186L21 199L22 228L26 232L45 231L49 226V203L46 196V184L41 170L27 166L21 174ZM28 198V200H27ZM26 199V200H25Z\"/></svg>",
    "mask_w": 264,
    "mask_h": 264
}]
</instances>
